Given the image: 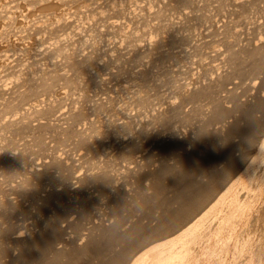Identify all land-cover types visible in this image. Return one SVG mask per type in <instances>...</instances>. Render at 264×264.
I'll return each instance as SVG.
<instances>
[{
  "label": "bare ground",
  "instance_id": "6f19581e",
  "mask_svg": "<svg viewBox=\"0 0 264 264\" xmlns=\"http://www.w3.org/2000/svg\"><path fill=\"white\" fill-rule=\"evenodd\" d=\"M66 1L67 0H0V46H2L3 41L6 43L7 40H9V41L11 40V42H12V40L15 39V37H14V36H16L15 33L19 34V32H21L20 29L23 30V28H24V27L23 28H21V27L24 25V23H25L24 20L26 18L23 19L24 17L20 18L19 16H18L19 17L18 18L16 14L12 15V13H13L12 9H13V11L16 8H18L17 10H20L19 7H24L25 11H26L28 9V6H31V7L33 6V10H30L31 9V7H30V9H28L29 13L27 12L28 15H31V17H33L34 14H35V12H33V15H32V11H36V10L42 11V12L45 11L48 14H50V13L53 14V17L46 18V16H45L44 17L45 20H44V18H43V20H44L46 25H50L52 27V28H50V27L49 28H50V30L53 29V33L54 34L58 33V32L55 33L54 29H58L60 27H71V24L69 22L70 20L68 21V20H65L63 18L66 13H65V11H64V9L62 7L64 6V4L66 6V3L69 2V1L68 2H66ZM70 1L73 2L74 0H70ZM77 1L78 0H76V3H77ZM83 1H86V0H83ZM95 1H97V0H95ZM105 1L107 2L108 0H104V2ZM118 1L119 0H117V2ZM145 1L147 3V0H145ZM154 1L151 0L150 2L151 3L153 2V4H154V3H156ZM161 1H163V0H161ZM168 1L169 2H175L176 5L173 4L172 7H174V6L176 7L177 4H180V5L183 4L184 6H188V8L194 6L193 5L194 2H192L193 0L192 1L191 0H168ZM213 1H215V0H213ZM217 1H219V0H217ZM113 2L116 3L115 1H112V3ZM128 2H129V0H128ZM201 2H203V1H201ZM211 2L208 3V4L210 5ZM219 2H218V4H219ZM257 2H258V4L261 3V2L259 3V0H230V3L228 2V6L231 5L232 8H233L232 9L230 7L232 9L231 10L232 15L235 14L237 16V18L235 19L236 20L235 23H236L237 27L245 28L248 24L251 23V19H250L251 12L249 10H252V11L257 10V12L258 11L262 12V10H261L262 8L257 6L258 5ZM100 3H102V2H100ZM123 3H125V2H123ZM69 4H70V2H69ZM92 4H94V1H93V3H91V6H93ZM109 4L107 3V6ZM135 4L133 6H135ZM159 4H160V2H159ZM200 4L202 6L204 5L202 3H200ZM205 4H207V3L205 2ZM208 4H207V6H208ZM73 5L71 7H73ZM82 5L83 4H80L81 7H79V5H78L77 7H79V8H77V7L75 8L74 7L73 9L74 10L75 9H77V10L79 9L80 10V8H82ZM98 5H100V4H98ZM116 5L117 4H115V7H116ZM168 5H165V6L167 7ZM220 5H219V7L222 8V6H220ZM224 5H226V4H224ZM224 5H223V8H224ZM91 6H89V7H91ZM154 6L156 7V5H154ZM157 6H159V5L157 4ZM169 6H168L167 10L165 9L166 7L164 9H165V12L171 14V12H172L171 9L172 8H170V10H168ZM204 6H206V5H204ZM215 6L217 7V5H215ZM71 7H70V9H71ZM84 7L82 9H84ZM103 7L105 8V6H103ZM113 7H114V5H113ZM178 7H180V6H178ZM178 7H176V8H178ZM196 7H198V6H196ZM208 7H206V8L208 9ZM210 7H212V5ZM213 7H214V5H213ZM219 7H218V9H219ZM92 8L97 9L95 6L92 7ZM92 8H91V10H92ZM123 8H124V10L126 9L125 6L122 7V9ZM136 8H137V11H138V8H140V7L138 6ZM203 8L205 9V7H203ZM87 9L90 10V8H87ZM99 9H101V7H99ZM105 9H107V8H105ZM108 9H109V6H108ZM118 9H121V7L118 8ZM140 9H142V8H140ZM157 9H159V8H157ZM181 9H182V7H181ZM189 9L191 10V8H189ZM196 9H199V8H196ZM207 9H205V10H207ZM215 9H211L210 8L211 11H214ZM225 9H226V7H225ZM225 9H224V11H225ZM81 10H80V12H81ZM89 10L87 11V13L91 11V10L90 11ZM161 10H163V9H161ZM178 10H180V9H178ZM263 10H264V8H263ZM72 11H69V12L72 13ZM83 11H85V10H83ZM95 11H97V10H95ZM112 11L115 12V10H112ZM156 11L159 12L158 10H156ZM183 11H185L184 8H183ZM183 11H182V13H183ZM191 11L189 13H191ZM194 11H193V14H194ZM198 11H196L197 14H198ZM207 11H209V10H207ZM207 11H204V12H207ZM219 11H221V10H219ZM248 11L250 12L249 15H248V13H249ZM45 12L41 13L40 16L43 15V14L46 15L47 13H45ZM75 12H76V10L74 11L73 14L76 16L78 13L75 14ZM80 12H79V14L83 13V12L82 13H80ZM91 12H90V14H91ZM103 12H104V9H103ZM116 12H118V11H116ZM131 12H133V11H131ZM142 12H143V9H142ZM95 13H99V12L97 11ZM95 13H94V11L92 12V14H94V15H95ZM110 13H111V11H110ZM153 13H155V10H154ZM167 13H165V14H167ZM177 13H178V15H176V16H179V13H181V12L178 11ZM182 13L180 15H182ZM202 13H203V10H202ZM202 13H201V15H202ZM100 14H99V16H100ZM119 14H120V10H119ZM122 14H124V12H122ZM186 14L188 15L187 18L188 17L190 18V17L195 15L194 14V15L190 16L188 13H186ZM199 14H200V11H199ZM199 14H198V16L200 17L201 15H199ZM205 14H207V13H205ZM205 14L203 13L204 18H205ZM214 14H215V12H214ZM216 14H218V11H217ZM255 14H256V12H254V15ZM10 15H12V17ZM68 15H70V13H68ZM113 15H115V14L112 13V16ZM150 15L153 16L152 14H150ZM150 15H148V16H150ZM155 15H156V13H155ZM157 15H160V14L157 13ZM172 15H173V12H172ZM210 15H208V16H210ZM224 15H226V13ZM22 16H23V14H22ZM40 16H39V19H40ZM49 16H51V15H49ZM101 16H100V18H101ZM141 16H145V15H141ZM141 16H139V17H141ZM146 16H147V14H146ZM162 16H163L162 18H164V14H162ZM198 16L196 17V20H197ZM255 16H254V19H255ZM25 17H26V15H25ZM68 17L70 18V16H68ZM77 17L78 16H76L75 18H77ZM82 17L84 18L85 15L82 16ZM132 17H134V16L132 15ZM147 17H146V19H147ZM210 17H212V16H210ZM221 17H223V16H221ZM258 17H260V16H258ZM65 18H67V17L65 16ZM71 18H74V17H71ZM75 18L73 19V21L76 20ZM112 18H110V19H112ZM125 18H128V17H125ZM214 18L216 19V17H214ZM214 18H213V20H214ZM225 18H227V17H225ZM261 18H264V13H263V15L261 14ZM30 19H32V18H30ZM33 19H34V17H33ZM87 19H89V18H87ZM102 19H104V17ZM123 19L121 21H123ZM129 19L130 18H128V22H130ZM146 19L143 17V19H140L139 21L142 20V22H143ZM156 19H155V21H156ZM159 19H160V17L157 19V21ZM176 19H177V17H176ZM198 19H200V18H198ZM208 19H210V18H208ZM229 19L232 20L231 15H230ZM36 20L37 19H34V21H36ZM40 20L39 21L37 20L36 23H33V24L31 23V24H32V26H34L37 29V31L38 30L41 31V32L38 31L39 33H42V30H44L46 28H45V26H44V29L42 28L43 25H42L41 22H43V21H40ZM98 20L99 19L97 17V20H96L97 22L95 20H93V21L98 24ZM109 20L107 21L108 23H109ZM134 20H135V17H134ZM147 20H146V22H147ZM202 20L205 21V19H202ZM217 20H219V19H217ZM103 21H104V23H106L105 20H102V22ZM148 21H150V20H148ZM177 21H176V23H178ZM186 21H188V20H186ZM200 21H201V19H200ZM204 21H203V24H205ZM258 21L259 22L256 21L255 23H252L253 28H254L255 31L256 30H261L264 33V19H263V21H260V19ZM75 22H76L75 24H77V22H79V21L77 20ZM80 22H81V20H80ZM137 22H138V20H137ZM150 22H153V21H150ZM164 22H167V21H164ZM164 22H162L164 25H166V26L169 25V24L167 25V23H164ZM190 22H193V21H190ZM190 22H189V24H190ZM208 22L209 21H207V23ZM214 22H215V20H214ZM232 22H233V20H232ZM55 23H56V25L54 26ZM93 23H92V25H93ZM121 23L122 22H118L116 20L115 21H110V25L112 27H115V28H119V27L121 28L122 25L124 26V24H126L124 22H123L124 24H121ZM144 23H145V21L143 23H141V24L144 25ZM154 23H156V22H154ZM173 23H170V24L173 26L174 25ZM176 23H175V25H177ZM196 23H199V22L196 21ZM221 23H222V20H221ZM223 23H225V22L223 21ZM230 23L227 22V23H225L226 25L224 26V27L228 28V29H226V28L224 29V30H226L225 32L228 33V35H227V33H226V35L229 36V38H231V39H225L224 38L225 40H224V43H222V44H224L223 48L225 47V50L224 49L223 50H221V49L220 50H217V49L214 50L213 51V56L211 57L212 59L210 58L211 61L215 62L216 61V59H214L215 57H217L219 55H221V56L223 55L224 56V58H223L224 62H222V63L224 64V63L227 62V65L229 66V68H230L229 70L230 71L227 68V70L224 71L225 73L217 74L218 73L217 72V67L215 65H213L211 62H209L206 65L202 64V67H203L204 70L200 69V68L199 69H200V72L202 70L204 72L202 74H200L201 76L198 77V79L196 78L197 76H194L195 78H193V79H196V83H197L196 85L197 86L195 87L193 85L195 88L192 86V88H194V89H192V91H190L189 93H186L187 91L184 92V90L182 88V84L183 85L186 84L185 80H184L185 81L184 83L181 81L182 83L180 82L181 83V84L179 83L180 85H175L174 87H172L170 85L173 88L175 94L178 96L179 101L173 100L172 97L171 96L169 97L168 95H167L168 97L167 96L166 97H163V96L153 97L150 94L149 91L153 92V90L151 88H155V91H156V89H159L158 85L160 84L161 80L159 78L160 82L158 81V79H157V82H156V78L155 77H158V76H162L163 77V74L169 73V70L167 71V70H162L161 69L162 70L161 74L159 73L160 75L159 74L157 75V72H156L157 69H155L156 67H154V69L156 70L155 71L156 74H155L152 71L153 69L151 68L152 69L151 70L149 68L148 64L144 65L143 63H141L142 61L140 59L146 58L145 54H144L145 57L144 56H143V58L139 57L140 53L143 52V50L141 51L142 48H145L146 51L148 50L149 52L152 49H154V50L158 49L159 50V45H161V43L163 42L162 40H161V43L159 44V41L157 39L152 40L151 37H150V39H148L149 36L146 37L147 35H145V34L144 35L138 34L136 36V33H138V31L135 33V36L133 35L134 38H130L131 37L130 36V32H129L130 30L126 34L123 31L124 37L126 36L129 39L130 43H131V41L133 39H134L133 41H135V39H136L135 37H138L139 35L141 36V38L143 36H145V38L143 37L145 40H143V38H142L143 46H142V44L139 45L140 44V41H139V43H137V44L134 43V44L130 45V48H131V46H133L131 50H129V47H128V45H129L128 44L129 43L128 39L126 40V38H125V42L127 41L125 44H128V45H123L122 44V46L123 47L127 46L128 50L130 52H132L131 55H130V58L126 57V58H128L127 59L128 65H130L129 62L132 63L130 65L131 69H129V66L127 65L128 66V70L123 69V66L121 65V64L124 65L123 61L125 59L121 62V64L120 63L116 64L117 63L116 62V58L118 56L117 57H113V56L110 57L109 56V58L105 62H103V60H102L103 64H99V66L96 65L97 67H95L94 72L91 71L92 69L91 70L89 69L90 70L89 71L88 68H90L93 64H96L95 63L96 59L95 60L93 59V58L96 57V54H94L95 57H93L94 56L93 54H92L93 56H89L88 55V53L90 52L89 51L87 53V56L83 57V59L74 55L77 52L76 49H78V48L80 49V47H78V46L83 47L82 48L83 50H86L87 48L89 50V48H91L90 45H89V47H85V49H84V46H86V45H84V41H82L80 43L81 45L78 44V46H76V49L74 48L73 57L71 55H70L71 57H69L70 53L67 54V53H65V52L63 53L61 51V53L64 54L63 57L65 59L67 58L66 59L67 62H65V63H67L72 68V70L74 71L75 75L78 74V73L81 74V72L84 74L85 71H87V70L89 71L88 74L86 73L87 79H86V84H84V85L87 86V84H89V83H94L96 86L99 87V89L101 88V90H98L99 92L102 91V90H106L107 91L108 88L111 89L110 88L111 86L108 87V84L110 83V81L112 79H113V81H116L114 79L117 78V80L120 81V82L117 81V86H120L118 83H122L121 80L123 81L125 76H124V78L122 77L121 80L119 78H120L122 72H123L122 75L125 74L124 71L126 70L128 81H130L131 84L129 82L128 83L129 86L128 85L127 86H125V85L123 86L122 85L123 86L122 94L124 93V91H125V93L126 92H130L131 93V96L129 94L128 95L130 96L129 98L131 99V101L135 105L134 108H136L137 106L141 105L138 108L140 109L142 107V109H143V110H140V111H139V109H137L140 113H144L145 110L147 112H149L148 110H150V112L147 114V116L149 117V118H146L147 120H142L143 118L142 119L140 118L138 120L140 122H139V129H137V130L133 129V127H135V126H133L132 121H129V120L124 121L123 120L124 122L119 123V122H121L120 120L123 119L124 115L120 119L121 116H120L119 112H117L116 109H114V106H112V104L115 103V100L118 101V99H117L118 96L116 98L115 95L113 97L112 95L108 94V97H107V94H106V97L108 99V100H106L104 98L105 94H103L102 97L106 101L111 102L109 107L106 106L108 104L105 103V102H104V104L102 102H98L97 104L94 103L96 105H95V107H92V108H96L97 110L99 108H101V110H103L102 108H104V106H106V107H108L107 108L108 112L109 111L112 112L111 114H114L116 112L119 114V116H118L119 117V121L118 122H115L114 119L104 121L105 120L104 118H103L104 120L102 118H100V119H102L104 121L103 124L101 123L102 125L100 124L101 127H99L98 125H97L98 127L95 126L97 124V123H95L96 119H94V120H92V119L89 120L88 119V113L90 115V113H94V112H89V110L92 111V108L90 107V105L88 107H90L91 109L88 110V108H87V112L88 113L85 110H83V108H84L83 105H86V103L84 104V102L82 100L81 101L83 102V105H81V104L80 105L83 108L78 104V107L80 106V108H82V109H80V108L77 109V107H76V109L75 108H68L70 106L67 103L68 107H66V109L67 108L68 109L67 110H62V106H63L62 105V101L64 102L65 98H67V99L69 98L68 97V91L70 89L72 91V93H71L72 96L73 95L77 96L78 95L77 93H81L82 92V88H81L82 86H81L80 87L81 88V92H77L79 90H76L75 92H76L77 95L75 94L73 89L77 88L78 86H80L79 80H78V82H76L74 80L75 78L78 79L77 77H75L74 79H72V78L69 79V76H68L69 72H67V74L65 73L67 71L66 69H65L66 71L64 70L65 74H63V72L61 74V73L57 72L58 69H56L57 67L55 66V70L56 71L52 70L51 71L52 73H50L49 76L47 75L48 78H46L45 74H49V73H47V71H45V69L48 70L52 66L48 64L49 65L48 67L51 66L48 69H47V66H46L45 69L43 67H39V68L37 67L38 68L37 72H39L37 75H39V76L36 78L35 77L36 75L34 74L35 75L34 76L32 74V71L31 72H29V71L26 72V70H25L26 68L25 69L21 68V70H19L18 69L19 67L18 68L15 67V68H17L16 70H19L17 72L24 73V76H23L22 80L11 82V86L8 88L7 86L10 83H8L6 81L8 79H6V80L3 79V77H5L6 75H5V73H3L4 72V68H2L3 71H1V68H0V71L5 75V76H3L2 73H1L2 75H0V96L1 97L3 96V98H2L3 102L1 101L2 103H0V105L3 106V108L5 110H8V112H13V110H14V112H16L18 110V107H19V109H20V107H22L23 110H24V112L22 111L23 112L22 113L23 116L20 118V120H16L17 119V117H16L17 115L16 116L14 115L16 117V119L12 118L13 117L12 114H8V115L12 116L10 118L5 117L4 115L6 113H3L4 111L3 112L1 111L2 114H0V176H3L5 178V180H7V181L10 180V181L13 182V183H9L11 185H8V184L7 185L10 186V191H11L9 196L11 197V194L15 195V197L12 196L13 199L10 198V197H6L7 196L6 195V191L7 190L5 188V190H6L5 191V195L6 196L2 197V198L0 197V264H191L196 259V249H195L196 246L199 245L200 243H202V245H204V244L208 245V243L210 242L209 238L211 239V234H210L209 231L211 229H216V228L220 227V224H222L224 222V220L221 221V219L226 214V211H228L230 208H235V209H244L245 208V204L247 202V199L250 196V193L252 191H255V182L257 181L256 177H258L259 174L264 172V135L261 136V140L259 141L258 138H260V137H258L259 136V134H258L259 132L257 133V130H258V128H260L261 119L257 118L255 116V114H257L255 112L256 111H260L261 113H263V117H264V93H261V90H264V89L259 90L258 88H260V87H258V84L256 86V83L251 81V79L255 78V77H252V78H249V76L245 77L247 80H248V78L250 79L249 83L245 81L246 84H247V85H245V87H246L245 89L248 91V93H250L252 91L250 93V97L251 98L250 99L249 98L248 99L245 98V99L241 100V98H242L241 96L242 95L240 94V92H239V94L241 95V96L239 95L240 98L238 97V94H236V93H238V92H236V90L239 89V88H237L235 90V88L234 89H233V87L232 88H227L228 86H225V85L233 84L234 82H233V78L232 77H234L235 75H240L241 76V75H244L245 73L250 74V72H251V74H252V72L253 73L256 72V74H259V71H261V72L263 71V69H264V41L262 40L259 43H252L251 42L252 39L250 41L248 39L249 43L246 40V43H248V44H246L239 38L245 45L244 44H242V45L238 44L237 43L238 42L237 36H239L240 33H242V32L240 31V33H239V29L237 30L233 26L235 24L234 22H233L234 24L232 23V25H231L233 29H231L230 26H228ZM129 24H131V23H129ZM138 24H137V26L141 25V24H139V25ZM156 24H155V26H156ZM178 24H180V23H178ZM184 24H183V26H184ZM189 24H186V25H189ZM194 24L191 23V27ZM200 24L201 23H199L197 26H199ZM217 24L218 23H215L214 25H217ZM79 25H78V28L81 27L82 24L80 26ZM90 25L91 24L89 23V27H90ZM99 25H100V23H99ZM101 25L103 27L102 23H101ZM134 25H136V24L134 23ZM134 25H132V27ZM164 25H163V27H164ZM171 25H170V27H171L170 30L173 29ZM25 26H26V23H25ZM93 26H96V25L94 24ZM106 26H107V24H106ZM152 26H154V25H152ZM155 26L153 28H155ZM197 26L195 28H197V29L200 28V27H197ZM206 26H208V24ZM210 26L211 25H209L208 27H210ZM28 27H29V25H28ZM34 27H33V29H35ZM82 27L84 28V26H82ZM143 27H145V26H143ZM143 27H142V29H143ZM148 27L149 26H147V28ZM181 27H182V24H181ZM91 28L92 29H90L91 30L90 32H93V27H91ZM94 28L96 29V27H94ZM104 28H110V27L109 26L108 27L104 26ZM139 28H141V27H139ZM247 28H245V29L247 30ZM13 29H15V30L13 31ZM28 29L30 30V28H28ZM28 29H26V31H29ZM73 29L75 30V28H73ZM73 29H72V31H73ZM126 29H127V25H126L125 30ZM134 29H135V27H134ZM160 29H162V26H161ZM220 29H222V28H220ZM220 29H218V30L220 31ZM249 29L253 30L252 27H250ZM46 30H48V27H47ZM50 30H48V32L47 31L46 32L49 33ZM63 30H61V31L64 33L66 30L65 31H63ZM155 30H156V28H155ZM176 30H177V28H176ZM189 30H190V28H189ZM32 31H34V30H32ZM61 31H60V35L62 33ZM147 31L148 30H145V32H147ZM190 31L187 30V32H190ZM22 32H21V34H22ZM30 32L31 31H29V33ZM73 32H77V31L75 30ZM80 32L81 31L79 30V32H77V33H80ZM114 32H113V35L118 34V33H116L118 31H116L115 34H114ZM120 32H122V31H120ZM120 32H119V34L122 35L123 33H120ZM145 32H143V33H145ZM161 32L162 31H160V35H161ZM164 32H165V30H164ZM174 32H177V31H174ZM214 32H216V31H214ZM24 33H26V32H24ZM43 33H42V36H43ZM150 33H151V31H150ZM153 33H154V31H153ZM165 33H167V32H165ZM191 33H192V31H191ZM211 33H213V32L211 31L210 34ZM216 33H219V32H216ZM238 33H239V35H238ZM248 33H249V31H248ZM253 33L255 35V33H258V32H253ZM31 34L33 36L32 32H31ZM68 34H70V32ZM80 34L82 35V32ZM164 34H162V35H164ZM180 34H181V32L178 33L177 36H174V33H173L172 37H170L171 35L169 34L170 35L169 36L170 37L169 41L171 43L167 42L168 39L166 37H163L164 39L165 38L167 39L165 41V43L167 42L168 45L169 44L171 45V44H174L175 41H178V45L179 44L181 45V42L183 43V41H181V40H186V39L188 40V38H187L188 36L184 35V36L179 37L178 35H180ZM194 34H195V32H194ZM200 34H202V33H200ZM208 34H206V36ZM34 35H35V33H34ZM39 35H41V34H39ZM60 35H58L57 37L60 38ZM131 35H132V31H131ZM148 35H150V34H148ZM153 35L155 36V34H153ZM217 35L215 37H217ZM257 35L258 34H256V36H255L256 38L253 36V38H255V40L258 38ZM23 36H24V39H25L26 38L25 34ZM50 36L51 35H49V37ZM74 36L78 37V35H74ZM74 36H73V38H74ZM84 36L86 37V34ZM84 36L82 35L83 40H84ZM112 36H109V37L113 39L114 36L113 37ZM156 36H157V34H156ZM192 36H193V34H192ZM208 36H210V35H208ZM218 36L221 37V34L218 35ZM242 36H243V34L241 35V38H242ZM263 36H264V34H263ZM13 37H14V39H13ZM18 37H17V39H18ZM20 37L22 39V36H20ZM49 37L47 36V38L50 40ZM57 37H56V39H57ZM63 37H64V34H63ZM79 37H80V35H79ZM82 37L79 38V39H82ZM121 37L122 36H120L119 38H121ZM215 37L211 36L212 39L213 38L215 39ZM35 38H37V36L34 37L33 39H35ZM78 38H75V39H78ZM94 38L96 40L98 39L96 37H94ZM103 38H105V37H103ZM110 38H108V39H110ZM141 38H140V40H141ZM199 38H201V37H199ZM202 38H204V37H202ZM221 38H223V37H221ZM31 39H30V43H31ZM33 39H32V41H33ZM38 39H40V38H38ZM44 39H45V35H44ZM53 39H55V38H53ZM79 39H78V41H79ZM108 39H106V40H108ZM138 39H139V37H138ZM159 39H161V37ZM194 39H195V37H194ZM212 39H210V40H212ZM220 39H219V41H222ZM35 40L37 41V39H35ZM62 40H63V38L61 39V41ZM92 40L94 41V39H92ZM121 40H122V38H121ZM197 40H198V37H197ZM207 40H208V38H207ZM215 40L218 41L217 39H215ZM215 40H214V42H216ZM240 40H239V42H240ZM18 41H19V39H18ZM18 41H15V42H18ZM21 41L23 42V40H21ZM42 41H43V38H42ZM61 41H60V47H62L63 44H64V42H63V44L61 46V43H62ZM109 41H111V39ZM219 41H218V44L222 45ZM22 42H20L18 44H21ZM72 42H76V41L72 40ZM100 42H101V39H100ZM114 42H115V39H114ZM136 42H138V41L136 40ZM187 42L189 44V40ZM193 42H194V40H193ZM199 42H200L201 45H199V44L198 45L202 46V44H203V43H201L202 41H198V43ZM30 43H29V45H30ZM32 43H34V42H32ZM48 43H50V42H48ZM76 43H78V42H76ZM82 43H83L84 46L82 45ZM88 43H85V44H88ZM90 43H91V40H90ZM93 43L94 42H92L91 44H93ZM98 43L99 42L97 40V43H95V44L97 45ZM112 43H113V40H112ZM192 43L189 46H191V47L195 46L194 44H196V43L194 42L193 45H192ZM6 44H8V43H6ZM23 44L27 45V42L23 43ZM38 44H39V42H38ZM38 44L37 45L35 44V45L38 46ZM44 44H45V40L43 42V45ZM65 44L68 45V43H65ZM118 44H119V42H118ZM213 44L214 43H212V45ZM69 45H72V44H69ZM100 45H102V44H100ZM164 45L165 44H163L161 46L163 47ZM176 45L177 44H174L173 46L172 45L171 46L175 48ZM182 45L179 46V48H176V49H180V47L183 48ZM186 45L187 44H185V47H184L185 49H186ZM198 45H196V47ZM3 46H5V45H3ZM24 46L23 47H19V48L20 49L23 48L24 50H29L30 49V47L25 46L26 48L27 47L29 48V49L28 48L26 49ZM58 46L55 45V46L45 47L43 50L37 51L38 53H37L36 56H38V57L40 56L39 60H42L44 58L46 59V58H49L51 56L55 57L56 53H58V51L61 50V48H59ZM74 46H75V44H74ZM74 46H72V47H74ZM99 46L98 47L94 46L93 48L97 47V49H98V48H100ZM166 46H167V44L165 45V47ZM7 47H1L2 48V53H4V51H5V50L3 51V48H5L8 51ZM9 47H10V45H9ZM11 47L12 48L13 47L16 48L15 45L11 46ZM66 47H64V48H66ZM68 47H70V46H68ZM162 47H160V48H162ZM172 47H170V48H172ZM12 48L9 51L13 52ZM17 48H18V46H17ZM103 48H105V47H103ZM103 48L101 47L100 50H102ZM119 48H121V47L119 46ZM184 48H183V51H184ZM20 49H17V50L20 51ZM106 49H107V47L105 49H103V52H104V50L106 51ZM164 49L165 48L163 47V50ZM166 49H169V48H166ZM201 49H203L202 51L206 50V49L204 50V47L203 48L201 47ZM24 50H23V52H24ZM110 50H112V49H110ZM110 50H108V51H110ZM117 50H119V49H117ZM192 50H190V52ZM21 51H22V49H21ZM67 51H68V48H67ZM70 51H71V49H70ZM72 51H73V48H72ZM120 51H122V50H120ZM148 51H147V53H148ZM162 51L157 52L155 54V56H153L154 59L157 60V62H159L158 60H160V61L161 60H167L168 61L169 58L168 59H166V58L169 57V56H170V58H173V60L176 59V56H174L175 59H174V57L171 56V54L174 53V50H173L172 53L171 52L170 53L167 52V50H166V52H164V51L162 52ZM178 51L176 50L175 54H177ZM181 51L178 52L179 57H180V53L181 54L183 53ZM200 51L201 50L199 49V52ZM11 52H10L9 56L11 57V59H13V57H12L13 54L11 55ZM16 52L17 51L15 50L14 54ZM26 52L27 51H25V53ZM125 52L126 51H124V53ZM130 52H129V54H130ZM186 52H189V51H186ZM6 53H9V52H6ZM82 53L83 52H81L80 54H82ZM99 53H101V52H99ZM106 53L104 52L103 54H106ZM143 53H141V54H143ZM152 53H153V51H152ZM152 53L151 54L149 53L150 56L154 55V53L153 54ZM31 54H32V52H31ZM59 54H60V52H59ZM89 54H91V52ZM189 54L191 56H193L192 54H195V53H189ZM204 54H201V55L206 56L205 52H204ZM4 55L1 56V54H0L1 59H2V57L4 58ZM17 55H18V53H17ZM26 55L28 56V54H26ZM76 55H77V53H76ZM119 55H120V53H119ZM124 55L127 56L126 54H124ZM124 55H122V52H121V57L123 56L122 58H124ZM19 56H20V59H23V58H21L22 55H18V58H19ZM60 56H61V54H60ZM60 56L58 55V58ZM82 56H85V55H82ZM148 56H147V58H148ZM187 56H188V54H187ZM198 56H199V54H198ZM203 56H200V57L203 58ZM34 57L35 56H33V58ZM100 57H103L102 54L100 55ZM182 57H184V55H182ZM182 57H180V59ZM189 57L190 56H188L187 58H189ZM193 57H195V55ZM208 57H209V55H208ZM26 58L24 59V61L22 60L23 63L26 61ZM30 58H31V56L29 57V59ZM61 58H62V56H61ZM150 58H149V60H150ZM177 58H178V56H177ZM202 58H201V61L205 59V58H203V59ZM99 59H102V58H99ZM99 59L97 57V60H99ZM154 59L152 60V62L155 61ZM184 59L185 58H183V60ZM191 59H192V57H191ZM206 59H208V58H206ZM219 59H220V56H219ZM219 59H217V60H219ZM30 60H29V62H30ZM35 60H37V59H35ZM39 60H37V61H39ZM97 60H96V62H98ZM169 60L171 61L172 59H169ZM188 60H190V59H188ZM146 61H144V62H146ZM186 61L187 60L183 61L182 63H185ZM192 61L195 62L193 59H192ZM219 61L221 62L222 60H219ZM6 62H8V61L5 60V63ZM56 62H57V59H56L55 63ZM100 62H101V60H100ZM125 62H126V60H125ZM161 62H163V61H161ZM202 62H204V61H202ZM246 62L249 64L248 65V67H249L248 69L249 70L246 69V66L244 65V63L246 64ZM15 63H16V66H18L19 61L17 63L16 60H15ZM59 63H60V61L58 62V64ZM168 63L170 64L169 61H168ZM178 63H179V59H178ZM205 63H206V61H205ZM42 64L43 63L41 62V65ZM56 64H54V65H56ZM138 64L140 66H142V67L141 68H137V66L139 67ZM179 64H181V63H179ZM191 64H192V62H191ZM9 65H11V64H9ZM61 65L62 64L60 63V66L59 65H57V66H59L61 68ZM29 66H31V65L29 64ZM65 66H67V65H65ZM152 66H154V65H152ZM192 66H194V65H192ZM218 66H219V64H218ZM2 67H4V66H2ZM5 67H7L9 69L10 66H8L6 64ZM27 67H28V65H27ZM186 67H189V65H186ZM7 68H5V69L7 70ZM15 68H14V70H15ZM60 68H59V70H60ZM67 68L69 70H71L68 66H67ZM112 68H115V69H112ZM189 68H188V70H189ZM221 68H222V66H221ZM221 68H220V70H223V68L222 69ZM28 69L29 68H27V70ZM52 69H54V66L52 67ZM61 69L63 70V67ZM33 70H35V69H33ZM104 70H106V72ZM102 71H103V73H101ZM196 71H197V69H196ZM15 72L16 71H14V73ZM261 72H260V74H261ZM35 73H36V71H35ZM169 74H171V72ZM175 74H176V72L174 70V74L173 75H175ZM168 75H166L167 80L164 81V79H162L164 81V83L162 82L163 84H167L165 82H171L173 84V82L176 81V79H173V77L175 78V76L172 75L173 77L169 78ZM177 75H176V78L178 79V77L181 76V75L180 74H179V76H177ZM263 75H264V73H263ZM70 76H72V75H70ZM83 76L80 77V78L82 79ZM246 76H247V74H246ZM180 78L181 77H179V80H180ZM188 78L189 77H187V79ZM234 78H236V76ZM241 78L243 79V77H241ZM256 78H257V75H256ZM258 78H259V76H258ZM62 79L65 80V83H63V84L61 83L63 81ZM193 79H191V81ZM246 79H244V80H246ZM263 79H264V77H263ZM263 79H261L262 81L260 80L261 81L260 83L263 82ZM125 80H127V79H125ZM59 81H60L61 84L59 83ZM87 81H88V83H87ZM188 81H190V80L188 79ZM234 81H235V79H234ZM158 82H159V84H158ZM241 83H242V81H241ZM244 83H243V85H244ZM258 83H259V81H258ZM110 84H112V83H110ZM124 84H126V83H124ZM176 84H177V82H176ZM191 84L188 83V86H190ZM24 85L26 86L25 89L20 90V89L24 88V87H21V86H24ZM261 85L263 86V84H261ZM261 85H259V86H261ZM90 86H92V84ZM114 86H116V85H114ZM168 86H169V84L167 85V87ZM170 86H169L168 89H171ZM224 86L227 88V92H225V94L227 93V97L228 98L227 97L226 98L228 100L232 99L235 102L234 106H232V107L225 105V102H224L225 100L223 99V97H221L222 93H221L220 96L218 95V93H220L222 91V90L220 91L219 89H222ZM241 86H242V84H241ZM93 87H94V85H93ZM98 87H95V88L98 89ZM106 87H108V88H106ZM156 87H158V88H156ZM256 87H258V88L256 89ZM87 88L89 89V87H87ZM112 88H113V86H112ZM118 88H120V87H118ZM165 88L163 87V89H165ZM122 89L120 88V93H121ZM168 89L167 90L165 89L166 92L168 91ZM83 90H84V88H83ZM115 90H116V87L114 89V92H116ZM165 90H163V91L165 92ZM234 90H235V92H234ZM94 91H97V90L94 89ZM163 91H161V93ZM223 91H224V89H223ZM73 92H74V94H73ZM84 92H85V95H86V90H84ZM90 92L91 91H89V94H87V95H90ZM99 92L98 93L94 92V95L96 97L98 96L96 94H101L102 95V93L101 92L99 93ZM109 92L110 91H108V93ZM111 92H113V91H111ZM118 92H119V90H118ZM244 92H246V91L244 90ZM52 93H54L56 95V98L58 99V100L56 99L57 100L56 103L54 102L57 105L52 104V102L54 100L51 101L52 100L51 99L50 100L51 102L50 103L46 102L47 105L45 104V106L43 108L39 107V103L41 104L42 101H43V99H42L41 102H40L41 98L38 99L39 96H41V97H43L42 95H47L48 96V94L50 96ZM103 93H107V92H103ZM6 94H7V96L9 94L10 98H9V100L4 101V100H6L4 98V95H6ZM116 94H117V92H116ZM175 94L173 93V95H175ZM117 95H119V94H117ZM125 95L128 96L127 94H125ZM7 96H5V97L7 98ZM72 96H70V98H72L71 101L73 99L75 101L76 98H73ZM126 96L124 98H126ZM33 97H34V99H32ZM99 97L100 96L97 97L98 100H99ZM30 98L32 100H34V101L37 100V99L39 100V103L37 101V104H38V107L40 109H38L37 104H34V103H28L27 107H25L26 104H27L26 102H29V101L32 102ZM50 98H51V96H50ZM93 98H95V97L93 96ZM79 99H81V95H80ZM79 99H78V102L80 103L81 101H79ZM86 99H87L86 100L87 103L89 102L91 104V102L89 100H92V99H90V98L89 99L86 98ZM104 99H102V100L105 101ZM120 99H121V97H120ZM122 99H123V97H122ZM14 100L16 101V103L12 104L14 102ZM200 100L201 101L203 100V102H204V100L207 101L208 105L211 107V110L207 111V113L210 112V114L208 113L209 114L208 117H206L207 119L209 118V120L208 121L206 120L207 122L206 121H202V123L200 122L201 124L198 127V132H197L195 137L191 136V138H188L189 135H187L188 137H185V139L178 138V136H175L176 135L175 133L179 132V131H177V128L175 129L176 132L173 133L171 131L173 134L171 135V137H169L167 139L165 138L166 137L165 135H164L165 137H162V136L160 137L158 134H156L155 133L156 130L155 131L153 130L154 134H151L150 133L151 131L148 132L149 127L147 128V125L150 122H153V121H154L153 123L155 125H158L156 122H161L162 125H160V123H159L158 126H163V127L165 126L164 128L168 129V131H169V129L172 130V128H170V127L168 128L167 125L170 126L173 123H175V122L178 123L180 121H184V122L185 121H189L188 118H190L189 116H191L190 113L192 111L190 113H188V112L185 113L184 112L185 111V109H184L185 107H184L183 104L186 101H188V102L189 101H197V102L199 101L200 102ZM228 100H226V101H228ZM76 101H77V99H76ZM44 102L45 101H43V103ZM132 102H131V104H132ZM188 102H186V103L188 105L189 104L191 105V102H189V103ZM199 102H198V104H199ZM203 102H201V103H203ZM118 103L123 104L124 100L123 101H119ZM135 103L136 104L138 103V105L136 106ZM226 103H228V102H226ZM71 104H72V102H71ZM187 104H185V106H188ZM204 104H203V106H204ZM64 105H65V103H64ZM73 105H74V103H73ZM73 105H72V107H73ZM123 105H125V104H123ZM126 105H129V104L127 103ZM159 105H160V108L158 107ZM182 105L184 107L183 108L184 111H182ZM196 105H197V103H196ZM91 106H94V105L92 104ZM115 107H118V105H116ZM189 107H191V106H189ZM193 107H191V109ZM16 108H17V110H16ZM126 108H127V106H126ZM129 108L130 107H128L127 109H129ZM118 109H119V107H118ZM188 109H190V108H188ZM202 109H205V112H206V108H202ZM202 109H201V106H199V105L196 106L195 109L193 108V110H194L193 114H194V116L196 118H197L198 115L199 116L201 115ZM21 110L22 109H20V111ZM95 110H93V111H95ZM123 110H124V107H123ZM96 111H95V113H96ZM119 111H121V113L122 112L124 113V111H122L121 109ZM126 112H127V110H126ZM235 112L239 114V115L238 114L237 115L242 120H244V121H242V123L243 122H245V123H244V125H242V124L237 123L236 120L233 123H232V121L229 124L226 123L228 126H227V129L225 130L224 134L227 133L226 136H228L229 133L231 134V131L239 132L241 134V136H242V142L237 140L238 144L236 143V141L234 143V141H233L235 139L234 136H233L234 139L232 140L233 143L228 145V143L226 142L227 143L226 147H224L221 152L219 151L220 152L219 155H221V157L227 159V163H226L225 166H223V167L220 166L221 168H219V167H217L215 165L216 161H213L212 147H215V142L210 140L212 138V137H210L211 133L210 132L209 133L206 132L207 128H208L207 126L210 125V124L209 125H207V124L210 123L209 121H213V124H217L214 121L215 120L217 121L218 119H220V120L222 119L221 121L224 123V122H226L225 121L226 120L225 119L226 116L228 114H230V113H235ZM17 113H18V111H17ZM95 113H94V115H96ZM207 113H206V115H207ZM31 114H32L33 118H35V122L37 121L36 124L33 123L34 121L32 122L33 124L31 123V121L33 119L32 117H30V118H32L30 120H27V119L25 121L23 120L24 118H28L29 119V116ZM38 114L44 115V116L45 115L46 116H48V115L49 116H54V118H56V119L48 117L49 119L51 118V120L54 119L53 120L54 121V125L52 124L53 121L51 122V120H50L51 123L49 122V119H48V121L47 120L40 121L39 117H37ZM103 114H100V112H99L100 116H102ZM136 114H134V116ZM105 115H106V113H105ZM114 115H116V114H114ZM20 116H21V114H20ZM116 116H115V118H116ZM128 116H130V115H128ZM128 116H126L127 119L129 118ZM144 116H145V114H144ZM95 117H97V116H95ZM106 117H107V115H106ZM126 117H124V118H126ZM138 117H140L139 114H138ZM222 117H224L225 120ZM231 117L233 118V116H231ZM41 118H42V116H41ZM109 118H111V117H109ZM133 118H131V119H133ZM42 119L44 120V118H42ZM45 119H47V117ZM85 119L89 120V121L87 120L88 121L87 122V126L84 128L83 127L84 125H83L82 126L83 128H77V125L79 124V122L81 123V121L85 120ZM190 119L191 120L189 121V123L192 122V124H193L192 117ZM227 119H229V118H227ZM233 119H235V118H233ZM55 120H57V122L60 121L59 122L60 124H61V122H62V124L64 122L66 124V126L63 127V128L61 127V129H59L58 127H60V125L57 126L56 125L57 122L55 123ZM116 120H118V119H116ZM199 121H201V119ZM221 121L219 122V124L220 123L223 124ZM184 122H182V123H184ZM82 123H83V121H82ZM182 123H181V125H182ZM262 123L264 124V122H262ZM175 125H176V127L178 126L176 123H175ZM188 125L189 124L187 123L186 126L182 125L181 127L184 126V128H186ZM173 126H174V124L172 125V127ZM189 126L191 127V125H189ZM54 127L58 128V129H56L57 132H55V128ZM153 127L157 128V126H154V125H153ZM212 127H214V126L212 125ZM221 127H222V125H221ZM150 128H152V127H150ZM219 128H216L214 130L212 128V131H211V128L209 127L210 131L214 133V134L212 133V136L213 135L217 136V133L218 134L220 133L221 136H222V133L224 132V129L223 128L219 129ZM6 129H7V131H8V129H10L11 132H15V131H18V132L20 131L21 132L22 131L24 133H30L32 135V138L30 137V139H29V135L27 136L29 141L25 142L24 147L21 146L22 145L21 144L22 141H19V142H21L20 143L21 145H18V146L19 147L20 146L23 147V149L22 148H21V150L18 149L17 148L18 146L16 145L17 147H15V148H17V150L20 151V152L19 153L18 152L17 153L13 152L14 148L11 147L12 146L11 144H13V143L16 144L17 142H13L12 141L13 139L10 140L12 136L9 137L10 135L8 136V135H6L7 133H4V131ZM50 129L51 130L54 129V132H55L54 134H52L50 136L51 138H49V139H52V141L53 140L60 141L61 142L60 144H62L63 141H64L63 144H65V141H72L76 146H80V147L84 148V150L89 151L87 153H82L81 156L79 155L80 152H76V154L78 153L77 155H79L78 157H81V158H77V156L75 155L76 158L78 160L82 159V162L78 161V162L81 163V165L80 164L79 165L75 164L74 163V161H75L74 159H72L74 161H70V158L71 157L73 158V153H75V152H73L72 156L69 158V160H67L68 159L67 156H70L71 154L65 155L67 153H65V151H64V153H65L64 154L63 150H61L63 148H60V154L63 153L67 157V158L66 157L64 158L60 154L56 153L57 151H59L58 150V148H59L58 146H57L58 147L57 149H55L52 146V148H53L52 149L50 144H47L46 141H48V139L45 140V137H44L45 132H43V131H47L48 130V131L51 132ZM153 129H155V128H153ZM262 129H264V128H260L259 131L262 130ZM160 130H162V129H160ZM192 131H193V129H192ZM194 131L196 133L197 130L195 129ZM52 132H53V130H52ZM235 132L234 133L232 132L233 135H235ZM24 133H22V134H24ZM239 133H238V135H240ZM256 133L258 134V136L256 135L257 136V140H255V142L256 141L259 142L258 145L256 146V148L254 150H252V151H245V153H244V157L246 156L245 158L242 157V156L234 157L233 154L231 153L232 149H234V147H239V148L242 149V147L245 146L247 143H249V141L251 142V139H256V138H253V136L255 137ZM17 134H15V135L18 136V138H19V133H17ZM46 134L49 136L48 132ZM107 134H109V135H107ZM168 134L170 135L171 133H168ZM104 135L105 136H109L110 138L112 137L114 142H115V140H117V142L114 144V146H115L114 147V151L111 152L110 154L106 153L107 154L106 156L108 158L107 161H106V158H105L106 162L105 163L103 162L101 164L99 162L100 160L98 161V158H99L98 156L102 152H104L103 145H102V141H103ZM235 136H236V139H237V133H236ZM179 137H180V135H179ZM229 137L232 138L231 136H229ZM239 137L240 136H238V139H239ZM23 138H26V137H23ZM220 138L222 139V137H220ZM22 139H20V140H22ZM17 140H19V139H16V141ZM24 140H26V139H23V141ZM226 140L229 143L231 142L230 141L231 139L228 140V138H227ZM31 141L33 142V144L29 143ZM55 141H53V142H55ZM185 141L186 142L190 141L193 144L194 148L192 150H189V149L186 150L184 148L185 151L179 152L178 148H183V146H181V144L183 142H185ZM203 141H205L204 142L205 144L202 143ZM28 143L30 144L29 145L30 148L26 147L28 145ZM67 143H66L65 147L67 145L71 144V143H68V144ZM23 144H24V142H23ZM222 144H223V141H222ZM252 144H254V142ZM31 145H33L34 148H32ZM224 145H221V143H220V146H224ZM254 145H256V144H254ZM48 146H50V148L52 150L55 149L56 151L54 150L55 152L52 151V153H47L46 151H47ZM106 146H108V144H106ZM69 148L70 147L67 146L66 150L67 149L69 150ZM72 148H70V151L74 150V148L73 149ZM111 148H113V147H111ZM243 148H246V146L243 147ZM68 150L66 152H70ZM112 150H110V151H112ZM153 150H158L161 153L159 155L163 154V156L164 155L167 156V154H172L171 156L174 155V157H175L174 159H176V161H174V162L176 164L174 165V164L168 163L167 161H162V160L160 161L159 160L160 158H159L158 160L155 159L158 162L160 161L159 164L155 165V167L153 169L150 168L151 159H153V156L155 154V153L153 154ZM213 150H215V149H213ZM216 150H218V149H216ZM49 151H51V150H49ZM106 151H108V149H106ZM234 151H235V149H234ZM30 152L32 153V157L36 156V155L39 156L38 159L35 158V157L31 158L30 157L31 155H30L28 157L31 158V159H34V160L31 161L29 159V161H28L27 160V158H28L27 155L31 154ZM105 152H104V154H105ZM34 153H37V154L35 155ZM90 153L93 154L94 156L90 157L89 156ZM39 154H42V156H41L42 160L39 161V162H36L35 159H37V160L40 159V155ZM241 154H243V153H241ZM163 156H161V158H163ZM213 156H214V154H213ZM216 156H217V154H216ZM247 157L249 158V161L247 159L248 163L246 164L245 167L242 168L240 173H238V171H239L238 168L241 165V162H242L243 158L246 159ZM118 159L120 161V162L117 163L118 168L117 169H113V164L115 162H117L116 160H118ZM220 160H221V158H220ZM85 164H87L86 165V169H84L85 171L83 170V172H80L79 171L80 167L82 166V168H84L83 165H85ZM220 164H221V162H220ZM119 170H121V173H122V175H124V178L126 176V179H124V180H127L126 181V183H128L127 185H129L130 183L132 184V182H129V180L127 179V176H129L131 178H134V180L137 181V184L139 185V186L136 185V188L138 186L137 190L134 188V191H132L133 189H130V188L128 189L126 185L124 186L125 181H123L121 183L120 179L117 178V173H116ZM192 170H196L195 173L200 170L201 174H203L202 175L203 178H205V179H202V178L201 179H197V177L200 178L199 175H197L196 177L191 175ZM196 174H198V173H196ZM191 176H193V177H191ZM16 178H18V180H16ZM119 178H122V177L119 176ZM163 179H165V180L167 179L166 182L171 180V182H170L171 185H174V187L173 186H171V187H173V188L177 187L176 191L178 190V193L176 195H177L178 205L175 206V207L169 205L166 208H164V206H163V209L161 207L162 210L160 209L161 211L159 212L158 215L156 214V212L153 211L156 214V216H153V215L149 216L150 213L152 214L151 211L156 209V208L152 209V203H153V200L156 199L157 197L155 198L153 196L154 197V199H153L152 198V194L148 193L149 183L150 182L148 183L147 181L148 180H152V187L154 188V190L163 191L167 187V186L165 187V185L162 184L161 180H163ZM57 181L61 182L63 184L62 188H59V187L57 188V186H56L58 184ZM130 181H132V180H130ZM6 183H8V182H6ZM6 183H4V184L6 185ZM61 183H59V184L61 185ZM85 184H94L98 188L97 190L99 191V193L98 194H91V193H83L82 192V194H81L80 190L81 189L85 190L81 186L82 185L85 186ZM1 186L2 185H0V190H1ZM129 187H130V185H129ZM173 188L170 189L171 192L174 190ZM7 189H9V188H7ZM151 191H152V189H151ZM95 192H97V191H95ZM133 192H135V193H133ZM173 192H175V191H173ZM0 193L2 194L3 192H0ZM70 193L71 194L73 193L74 195H71ZM262 193H263V190L261 191V193L259 195V198L262 196ZM139 194H140V198H141L140 201H139V199H137L139 197L138 196ZM163 194H165V193L163 192ZM16 195H17V197H16ZM68 195H69V197H68ZM104 195H106L105 196L106 197L105 201H103L105 199ZM3 196H4V193H3ZM19 197H22V198L19 199ZM24 198L27 199L28 202H30L29 205L27 204L28 206L22 204V200ZM67 198H70L69 201H68ZM101 199H103L102 202H101ZM168 199H169V197H168ZM158 201H157V203H158ZM170 201H172V200H170ZM159 202H163V201L160 200ZM23 203H26V202H23ZM259 204H260V202H259ZM153 205H155V204L153 203ZM157 205H156V207H157V211H158L159 207ZM159 205H161V204L159 203ZM163 205H164V203H163ZM31 208H33V210L35 211V213L34 212L33 213L35 215H37V218H38L37 222L34 220L36 222V228L32 229V230H30L31 228L28 227V225L26 226L24 223L21 224V222H19V220H21L22 218L19 219V217H18L20 214H25V213L31 212L30 211ZM126 208L129 209L130 212L132 211V209H133V211H135L134 209H136V213L138 211L137 209H140V210H142L145 213V215L148 214L146 216L151 217V219H148L149 217L147 219H145L146 217L145 218L142 217L140 220L139 219L138 220L131 219L133 216L130 217L131 215H130L129 210H128V212L127 211L126 212L129 213L128 215H130V216H127V217H130L131 220L129 218H127L125 221H123L121 216H123V215L125 216V214H126L125 210H127ZM123 209H125L124 210L125 214H123L120 217H118L119 216V212H121V211L123 212ZM217 211H218V213H217ZM253 211H254V209H253ZM138 213H139V211H138ZM29 214H31V213H29ZM25 215H23V216H25ZM27 215L25 216L26 218H27ZM35 215L34 216H29L28 215V217H30L32 219V217H35ZM113 215H117L116 217H118V219L117 218L114 219ZM133 215H134V212H133ZM20 216H22V215H20ZM134 216H137V215H134ZM139 216H137V218ZM17 217H18V219H17ZM124 218H126V217H123V219ZM143 218L145 220H149V221H142ZM31 219H30V222H31ZM247 219H249V218H247ZM140 221H142V222H140ZM25 222H28V221L25 220ZM246 222H247V220H246ZM248 223H249V221H248ZM26 224H28V223H26ZM243 224H245V221H244ZM33 225H31V226H33ZM242 226H243L242 229H241L242 231H240L239 234H237V235L235 234L237 239L239 238V235L244 236L245 232L247 231V227L244 226V225H242ZM67 229H70V230L72 229L74 234L73 233L70 234V233L66 232ZM262 230H263V228H262ZM25 232H27V234H25ZM188 238H193V242H192L193 245L191 244V242L186 241ZM234 238H235V236H234ZM236 242H234V244H236L234 249H236V246H238V244H237L238 242L237 243ZM14 247L19 250L18 254H13L14 252H12L13 251L12 249ZM204 255H206V254H204ZM227 255H228V253H227ZM64 258H66V259H64ZM259 258H260V256H259ZM201 259H204V258H201ZM224 260L228 262V258H225ZM225 261H224V264H225ZM240 261H241V259H240ZM258 261H260V260H258ZM239 264H249L247 256H246V258H243V260Z\"/></svg>",
  "mask_w": 264,
  "mask_h": 264
},
{
  "label": "rangeland",
  "instance_id": "374dc122",
  "mask_svg": "<svg viewBox=\"0 0 264 264\" xmlns=\"http://www.w3.org/2000/svg\"><path fill=\"white\" fill-rule=\"evenodd\" d=\"M68 1L70 2V4H69ZM74 1H75V2H74ZM74 1L71 2L70 0H67V1H66V2H68V3H66V6H67V7L65 6V4H64V6L62 7V8L64 9L65 13L67 14V15L65 14L63 18H64L65 20H68V21L70 20L69 22H70V24H71V27H60V28H58V29H54V32H55V33H57V32L59 33V34L57 33L58 35H60V31H61V30H63V29H64L63 31L66 30L64 33L61 31L62 33H61V35H60V38H61V39L63 38L62 41H61V39H60L59 37H57V36H58L57 34H54V33H53V29L50 30V28H52V27H51L50 25H46L45 22H44V20H45L44 17H45V16H46V18H50V17H53V14H51V13L48 14V13L45 12V11H43V12H42V11H38V10H36V11H32V15H33V12H35V14H34V16H33L34 19H37L38 21L41 19L40 21H43V22H41L42 25H43L42 28L44 29V26H45L46 29H47V27H48V30H50L49 33H47L48 30H46V29L42 30V29H41V30H42V33L44 32V33H43V36H42V33H39V32H41V31L38 30V31H39V32H38L37 29H36L34 26H32V24H33V23H36L37 20L34 21L33 17H31V15H28V13H29V12H28V11H29L28 9H30L31 6H28V9H27L26 11H25V8H24V7H19L20 10H17L18 8H16V9L13 11V9H12V12H13L12 15H13V14H14V15L16 14L17 17H18V16H19L20 18H21V17H22V18L24 17L23 19L26 18V19L24 20V22L26 23V26H25V23L23 22L24 25H23L21 28H23V27H24V28H23V30L20 29L21 32L23 31L22 34H21V32H19V34H16V33H15L16 36H14V37H15L16 40H15L14 37H13L14 40H12V42H11V40H10V41L7 40L6 43H8V44H6V43L3 41L2 46H0V48H1V47H7V46H8V47H7L8 51H7L5 48H3V51L5 50L6 52H9V53H6L5 51H4V53H2V48L0 49V51H1V52H0L1 56L5 54V55H4V58L2 57V59H1V56H0V61L2 62V63L0 62V65L2 64V65L0 66V68H1V71H3L2 68H4V72H3V73H5V75H6V76L8 75V76L6 77L1 71H0V75L3 74V76L6 77V78L3 77V79H5V80L8 79V80H6L8 83H10V84L7 86L8 88L11 86V82H13V81H18V80H22V78H23V76H24V73L21 72V73H22V74H21V73L17 72V71L21 70V68H22V69H25V68H26V69H25L26 72H28V71L31 72V71H32V74H33V75L35 74L36 76H35V75H34V76L37 78V77L39 76V75H37V74L39 73V72H37V71H38L37 69H38L39 67H43V68L45 69L46 66H47V69H48V68H50L51 66H52V67L54 66V69H52V67H51L50 69H48L50 72H49L48 70L45 69V71H47V73H49V74H45L46 78H48V76L50 75V73H52V72H51L52 70L56 71V70H55V66H56V67H57L56 69H58V70H57L58 73H61V74H62V72H63V74H65V73L67 74V72H69V73H68V74H69V75H68V76H69V79H71V78L74 79L75 77L78 78V79L75 78L74 80H75L76 82H78V80H79L80 86H78L77 88H74V89H73L74 92H75L76 90H79V91H77V92H81V88H82V92H81V93H77L78 95H77L76 92H75V94H76L77 96H74V95L72 96V94H71V93H72L71 89L68 91V97H69V98H68V99L65 98L64 102L62 101V105H63V106H62V110H67L68 108H75V109H76V107H77V109H79L80 106L83 105V102H84V104L86 103L87 106H86V105H83V107H84L85 109H84L82 106H81V107H82L83 110H85L86 112H87V108H88V110H89V109H91L92 107H95V105H96L98 102H102L103 104H104V102H105V103L108 104V105H106V104H105V105L109 107V105L111 104V102L106 101V100H108V99H107L108 94H109V95H112L113 97H114V95H115L116 98H117V96H118V98H117L118 101L115 100V103H113L114 105L112 104V106H114V109H116V111L119 112V114H120V116H121L120 119L123 117V115H124V117L130 115V116H128V117H129L128 119H127V117H126V118L123 117V119L120 120L121 122H119V123H122V122L127 121V120L132 121L133 126H135V127H133V129L137 130V129H139V122H140V121H138V120H139L140 118H141V119L143 118L142 120H147L146 118H149V117L147 116V114L150 112V110H148L149 112H147V111L145 110L146 112L144 111V113H140L139 111H140V110H143V109H142V107H141L140 109H139L138 107H140L141 105L137 106L138 103H137V104L135 103L137 107L134 108L135 105H134V103L131 101V99L129 98V97L131 96V93H130V92H126V93H125V91H124V93L122 94V92H123V89H122V88H123L124 85L127 86L128 83L130 82V81H128L127 73H126V70H128V66H129V69H131V68H130V65L132 64L131 62H129L130 65H128V63H127V62H128L127 59L130 58V55H131V53H132V52H130L129 50H131L133 46H131V48H130V45H132V44H134V43L137 44V43H139V41H140V44H139V45L142 44V46H143V43H142V42H143V40H145V39H144L145 36H143L144 38L142 37V38H143V40H142V38H141V36H140L141 34H142V35H144V34L147 35L146 37L149 36L148 39H150V37L152 38V40L157 39V40L159 41V44L161 43V40H162L163 42L161 43V45H163V44L166 45V44H167L166 47H165V45H164L163 47H164L165 49H166V48H169V49H166L167 52H169V53L171 52V53H172L173 50H174V53H172L173 55L171 54V56H172V57L176 56V59H175V57H174L175 60H173V58H170L169 55H168L169 57L166 56V57H167L166 59H168V58H169V59H172L171 61L168 59V61L170 62V64L168 63L167 60H161V61H163V62H161L160 60H158L159 62H157V60H155L153 56H155V54H156L157 52H160V51L163 50V47H162L161 45L158 44V45H159V50H160V51H159L158 49H155L156 51H155L154 49H152L150 52L147 50V51H148V53H147V51H146L145 48H142V49H141V51L143 50V52L145 51L146 53H145V52L143 53V52L140 51V52L143 53V54L140 53V56H139V57H140V58H143V56H144V54H145L146 58L140 59V60L142 61V62H141V61H140V62L143 63L144 65H147V64H148L149 68H150V69L152 68L153 70H152V69H151V70H152L155 74H156V72H157V75H158L159 73L161 74L162 70H167V71L169 70V73L171 72V74H169V73H167V74H163V77H162V76L155 77V78H156V82H157V79H158L159 82H160V80H161V82H160V84H159V82H158V84H159V85H158L159 89H156V91L158 90L157 92L155 91V88H151V89L153 90V92H152V91H149L150 94H151L153 97H158V96L166 97V96L168 95L169 97L171 96L173 100H175V101H179V98H178V96L175 94V92H174V90H173L172 87H174L175 85H180L182 82L184 83V82L186 81V82H185L186 84H184V85L182 84V88H183L184 92L187 91L186 93H189L190 91H192V89H194V88L197 86V85H196V84H197V83H196V79H193V78H195L194 76H197L196 78L198 79V77L201 76L200 74H202V73L204 72V71H203L204 69H203V67H202V64L206 65V64H208L209 62H211L213 65H215V66L217 67V72H218V73L216 72L217 74H219V73H220V74L225 73L224 71H226L227 68H228V70L230 69L229 66L227 65V62L224 63V64L222 63V62H224V61H223V58H224L223 55H222V56L219 55V56H220V59H219V56L215 57V58H214V59H216L215 62L210 60V58L213 56V51L216 50V49H217V50H220V49H221V50H223V49L225 50V47L223 48L224 44H222V43H224V40H225V39H231V38H229V36H227L228 33L225 32L226 30H224V29L226 28V27H224V26L226 25L225 23H227V22H229V23L231 22L229 25H228V24H227V25L230 26L231 29H233L231 25H232L233 22L235 23V21H236L235 19L237 18V16H236L235 14L232 15V13H231V10L233 9L232 6H231V5L228 6V2L230 3V0H223V1H222V0H219L220 2L217 1V0H215L217 3H216L215 1H213V0H206V1H205V0H195V1H194V0L192 1V0H191L192 2H194V3H193L194 6H193V7H189V8H191V10L193 9L192 11L188 8V6H184L183 4H181V5H180V4H177L176 7L180 6V7H178V8H176L175 6L172 7L173 4L176 5L175 2H169L168 0H163L164 2L161 1V0H159V1H158V0H157V1L155 0V1H154V0H153L154 2H156V3H154V4H153V2H152V3L150 2L151 0H147V3H146L145 0H144V1L142 0L143 2H142L141 0H140V1H139V0H138V1H137V0H129V2H128V0H119L118 2H117V0H112V1H115L116 3H114V2L112 3L111 0H110V1L108 0L107 2H106V1L104 2V0H97V1H95V0H92V1H91V0H90L91 2H90L89 0H86V1L78 0L77 3H76V0H74ZM88 1H89V2H88ZM93 1H94V4H92L93 6H91V3H93ZM122 1L125 2V3L127 2V3L125 4V3H123ZM135 1H136V2H135ZM148 1H149L150 3H149ZM166 1H167V2H166ZM201 1H203V2H201ZM208 1H209V2H208ZM211 1H212V2H211ZM225 1H226V2H225ZM263 1H264V0H259V3H260V2H261V3L258 4V2H257V4H258L257 6H259L260 8H262L261 10H262V12L264 13V10H263V8H264V5H263L264 2H263ZM80 2H81V3H80ZM85 2H86V3H85ZM87 2H88V3H87ZM95 2H96V3H95ZM100 2H102V3L104 2L106 5H105L104 3L102 4V3H100ZM120 2H121V3H120ZM132 2H133L134 4L136 3L135 6H133L134 4H133ZM159 2H160V4H159ZM161 2H162V3H161ZM168 2H169V3H168ZM205 2H206L207 4L211 2L210 5L208 4V6L210 7V6L212 5V7H210V8H211V9H215V8H216V9H215L214 11H211L210 8L207 6V4H205ZM213 2H214L215 4H214ZM218 2H219V4H218ZM223 2H224V3H223ZM107 3H108V4L110 3V4L108 5V6H109V9H108ZM111 3H112V4H111ZM122 3H123V4H122ZM165 3H166V4H165ZM170 3H171V4H170ZM195 3H196V4H195ZM198 3H199V4H198ZM200 3H202V4L206 5V6H204V5L202 6ZM212 3H213V4H212ZM71 4H72V5L74 4L73 7H71V6H72ZM80 4H83V5L85 4V5H84L85 7L82 5V8L84 7V9L80 8V10L82 9L81 12H80L79 9H78V10L75 9V10H76L75 14L78 13V14L76 15V16H78V17L75 18L76 16L73 14L75 10H74L73 8H74V7L76 8L78 5H79V7H81ZM95 4H96V5H95ZM98 4H100V5H98ZM115 4H117L116 7H115ZM120 4H121V5H120ZM124 4H125V5H124ZM137 4H138V5H137ZM147 4H148V5H147ZM157 4H158L159 6H157ZM168 4H169L170 6H169ZM220 4H221V5H220ZM224 4H226L227 6L224 5ZM69 5H70V6H69ZM75 5H76V6H75ZM88 5L91 6V7H89ZM97 5H98V6H97ZM113 5H114V7H113ZM118 5H119V6H118ZM122 5H123V6H122ZM127 5H128V6H127ZM143 5H144V6H143ZM154 5H156V7H155ZM165 5H168V6H169V9H168V10H170V8H172L171 11L173 12V15H172V12H171V14L165 12V9L167 10V8H168V6L166 7ZM182 5H183V6H182ZM195 5L198 6V7H196ZM213 5H214L215 8L213 7ZM215 5H217V7H216ZM219 5L222 6V8L219 7ZM223 5H224V8H223ZM94 6H95L97 9L92 8V7H94ZM103 6H105V8H107V9H105ZM124 6H125V8H126L125 10H124V8L122 9V7H124ZM132 6H133V7H132ZM138 6H139L140 8L143 9V12H142V9H140V8H138V11H137V8H136V7H138ZM146 6H147V7H146ZM163 6H164V7H163ZM201 6H202V7H201ZM261 6H262V7H261ZM68 7H69V8H68ZM70 7H71V9H70ZM79 7H77V8H79ZM86 7H87V8H90V10H91V8H92L91 11H92V12L94 11V13L97 12V11H98L99 13H95V15H94V14H92V12H91L89 9H87ZM99 7H101V9H99ZM112 7H113L114 9H113ZM120 7H121L122 10H121V9H118V8H120ZM143 7H144V8H143ZM145 7H146V8H145ZM149 7H150V8H149ZM161 7H162V8H161ZM165 7H166V8H165ZM181 7H182V9H181ZM186 7H187L188 9H187ZM195 7H196V8H199V9H196ZM203 7H205V9H207L206 7H208L207 10H209V11L205 10ZM218 7H219V9H218ZM225 7H226V9H225ZM230 7H231L232 9H231ZM23 8H24V9H23ZM85 8H86V9H85ZM115 8H116V9H115ZM148 8H149V9H148ZM157 8H159V9H157ZM164 8H165V9H164ZM173 8H174V9H173ZM183 8H184L185 11H183ZM201 8H202V9H201ZM220 8H221V9H220ZM22 9H23V10H22ZM103 9H104V12H105V13L103 12ZM128 9H129V10H128ZM130 9H131V10H130ZM161 9H163V10H161ZM178 9H180V10H178ZM200 9H201V10H200ZM222 9H223V10H222ZM224 9H225V11H224ZM30 10H33V6L31 7ZM72 10H73V11H72ZM83 10H85V11H83ZM88 10L91 12V14H90V12L87 13ZM95 10H97V11H95ZM107 10H108V11H107ZM112 10H115V12L112 11ZM119 10H120V14H119ZM123 10H124V11H123ZM140 10H141V11H140ZM154 10H155L156 15H155V13H153ZM156 10H158L159 12H157ZM189 10L191 11V13H189V12H190ZM194 10H195V11H194ZM198 10L200 11V14H199V11H198ZM202 10H203V13H204V14L207 13V14H205V18H204V15H203V13H202ZM219 10H221V11H219ZM15 11H16V12H15ZM18 11H19V12H18ZM20 11H21L22 13H21ZM69 11H72V13L69 12ZM77 11H78V12H77ZM110 11H111V13H110ZM116 11H118V12H116ZM125 11H126V12H125ZM129 11H130V12H129ZM131 11H133V12H131ZM149 11H150V12H149ZM151 11H152V12H151ZM176 11H177V12L179 11V12H181V13H182V11H183L184 14L182 13V15H180L181 13H179V16H176V15H178V13H177ZM193 11H194V14H195V15L193 14ZM196 11H198V14H199V15H201V13H202V15L199 17L198 14L196 13ZM204 11H207V12H204ZM217 11H218V14H216ZM222 11H223V12H222ZM226 11H227V12H226ZM229 11H230V12H229ZM249 11L251 12V14H250ZM249 11H248V12H249L248 15L250 14V19H251V23H250V24H251V25H252V23H255L256 21L259 22V21H258L259 19H260V21H263L264 18H261V14L263 15V13H262L261 11H258V12H257V10H255V11L249 10ZM14 12H15V13H14ZM27 12H28V13H27ZM38 12H39V13H38ZM44 12L47 13V14H46V15L43 14L44 16L41 15V16H42V17H41L40 14H41V13H44ZM79 12H80V13L83 12L84 14H83V13H82L83 15H82V14H79ZM122 12H124V14H122ZM127 12H128V13H127ZM136 12H137V13H136ZM162 12H163V13H162ZM168 12H169V11H168ZM175 12H176L177 14H176ZM210 12H211V13H210ZM214 12H215V14H214ZM219 12H220L221 14H220ZM224 12L226 13V15H224V14H225ZM254 12H256V14H255L256 16L254 15ZM68 13H70V15H68ZM100 13H101V14H100ZM112 13H114L115 15L112 16ZM129 13H130V14H129ZM139 13H140V14H139ZM157 13L160 14V15H157ZM165 13H167V14H165ZM186 13H188L190 16H192V15H194V16L190 17L191 19H190L189 17L187 18L188 15H187ZM258 13H259V14H258ZM260 13H261V14H260ZM22 14H23V16H22ZM24 14L26 15V17H25ZM72 14H73L74 16H73ZM86 14H87V15H86ZM99 14H100V16L102 15L101 18H100V16H99ZM109 14H110V15H109ZM146 14H147V16L150 15V14H152L153 16L150 15V16L147 17ZM162 14H164V18H165V19L162 18V17H163ZM174 14H175V15H174ZM196 14H197V15H196ZM210 14H211V15H210ZM219 14H220V15H219ZM222 14H223V15H222ZM227 14H228V15H227ZM12 15H10V16L12 17ZM35 15H36V16H35ZM49 15H51V16H49ZM84 15H85V17L83 18L82 16H84ZM91 15H92V16H91ZM105 15H106V16H105ZM117 15H118V16H117ZM119 15H120V16H119ZM122 15H123V16H122ZM132 15L135 17V20H134V17H132ZM138 15H139V16H141V15H145V16H141V17H139ZM154 15H155L156 17H155ZM171 15H172V16H171ZM208 15H210V16H212V17H210V16H208ZM230 15H231V18H232L233 22H232L231 19H229ZM234 15H235V16H234ZM251 15H252V16H251ZM253 15L255 16V19H256V20L254 19V16H253ZM257 15L260 16V17H258ZM39 16H40V19H39ZM47 16H48V17H47ZM65 16H66L67 18H65ZM68 16H70V18H69ZM108 16H109V17H108ZM121 16H122V17H121ZM137 16H138V17H137ZM168 16H169V17H168ZM175 16L177 17V19H176ZM197 16H198V18L201 19V21H200V19H198V18H197V20H196V17H197ZM221 16H223V17H221ZM19 17H18V18H19ZM29 17L32 18V19H30ZM71 17H74L76 20L73 21L74 18H71ZM80 17H81V18H80ZM86 17L89 18V19H87ZM91 17H92V18H91ZM97 17H98V19H99V20H98V24L95 23V22L93 21V20L96 21V20H97ZM103 17H104V19H102ZM106 17H107V18H106ZM112 17H113V18H112ZM115 17H116V18H115ZM118 17H119V18H118ZM120 17H121V18H120ZM125 17L130 18V19H129L130 22H128V18H125ZM143 17H144L145 19H146V17H147V19L149 18L148 20L153 21V22H150V21H148V20L146 19L147 22H146V20H144L145 23H144V25H142L141 23H143L144 21L142 22V20H141V21H139V20H140V19H143ZM154 17H155V18H154ZM159 17H160V19L157 21V19H158ZM173 17H174V18H173ZM178 17H179L180 19H179ZM182 17H183V18H182ZM214 17H216V19H215ZM220 17H221L222 19H221ZM225 17H227L228 19L225 18ZM28 18H29V19H28ZM43 18H44V20H43ZM78 18H79V19H78ZM90 18H91V19H90ZM110 18H112V19H110ZM123 18H124V19H123ZM137 18H138V19H137ZM139 18H140V19H139ZM151 18H152V19H151ZM156 18H157V19H156ZM168 18H169V19H168ZM181 18H182V19H181ZM208 18H210V19H208ZM211 18H212V19H211ZM213 18H214L215 22H214ZM233 18H234V19H233ZM252 18H253V19H252ZM101 19H102V20H105L106 23H104V21L102 22ZM107 19H108V20L110 19V20H109V23L107 22V21H108ZM113 19H114V20H113ZM122 19H123V21H121ZM136 19L138 20V22H137ZM155 19H156V21H155ZM162 19H163L164 21H167V22H164ZM183 19H184V20H183ZM202 19H205V21L202 20ZM207 19H208V20H207ZM217 19H219V20H217ZM27 20H28V21H27ZM77 20H78L79 22H77V24H75V23H76L75 21H77ZM80 20H81V22H80ZM83 20H84L85 22H84ZM87 20H88V21H87ZM115 20L118 21V22H122L121 24L126 23V24H124L125 27H124L123 25L121 26V28H120V27H119V28L112 27V26L110 25V21H115ZM124 20H125V21H124ZM171 20H172V21H171ZM177 20H178V21H177ZM186 20H188V21L190 20V21H193V22H190V21H189V22H190V24H189V22L186 21ZM221 20H222V23H221ZM227 20H228V21H227ZM229 20H230V21H229ZM252 20H253V21H252ZM72 21H73V22H72ZM131 21H132V22H131ZM176 21H177L178 23H180V24L176 23ZM180 21H181V22H180ZM182 21H183V22H182ZM185 21H186V22H185ZM194 21H195V22H194ZM196 21L199 22V23H201L200 25H201V26L203 25V26H202V27H201L200 25L197 26L199 23H196ZM203 21L205 22V24H203ZM207 21H209V22L207 23ZM223 21H224L225 23H223ZM82 22H83V23H82ZM93 22H94V23H93ZM96 22H97V21H96ZM123 22H124V23H123ZM154 22H156V23L158 22V23L156 24V23H154ZM160 22H161V23H160ZM162 22L167 23V25H168V24H169V25L166 26V25H164ZM173 22H174V23H173ZM219 22H220V23H219ZM31 23H32V24H31ZM89 23L91 24L90 27H89ZM92 23H93V25L95 24L96 26H93ZM99 23H100V25H99ZM101 23L103 24V27H102ZM129 23H131V24H129ZM134 23H135L136 25H134ZM138 23L141 24V25H139ZM146 23H147V24H146ZM170 23H173L174 25L172 26ZM175 23H176L177 25H175ZM184 23H185V24H184ZM191 23H192V24L195 23V24H194L195 26L193 25V26L191 27ZM215 23H218V24H217V25H214ZM234 23H233V24H234ZM27 24L29 25V27H28ZM79 24H80V25L82 24V25H81V27L78 28V25H79ZM104 24H105V25H104ZM106 24H107V26H106ZM108 24H109V25H108ZM137 24H138L139 26H137ZM145 24H146V25H145ZM151 24L154 25V26H155V24H156V26H155L156 30H155V28H153L154 26H152ZM159 24H160V25H159ZM181 24H182V27H181ZM183 24H184V26H185L186 24H189V25H186V26L184 27ZM207 24H208V26H209V25H211V26L208 27V26H206ZM220 24H221V25H220ZM250 24H248L249 26L247 25V26L245 27V28L248 27L247 30H246L245 28H239V27H237L236 23L233 25L237 30L239 29V33H240V31L242 32V33H240V35H239V33H238V35H239V36H237V40H238L237 43H238V44L242 45V44L246 43V40H247V42L249 43V41H250L251 39H252V40H251L252 43H259V42H261L262 40L264 41V39H263V38H264V36H263L264 33H263L261 30H256V31H255L254 28H253V25L251 26ZM55 25H56V23L54 24V26H55ZM80 25H79V26H80ZM98 25H99V26H98ZM126 25H127V29L125 30ZM132 25H134V26L132 27ZM157 25H158L159 27H158ZM163 25H164L165 28L163 27ZM170 25H171L172 28H173V29H171L172 31L170 30V28H171ZM40 26H41V25H40ZM46 26H47V27H46ZM82 26H84V28H83ZM104 26H105V27H108V26H109L110 28H104ZM143 26H145L146 28L143 27ZM147 26H149V27L147 28ZM161 26H162V29H163V30L160 29ZM175 26H176V27H175ZM177 26H178V27H177ZM189 26H190V27H189ZM196 26H197V27H200V28L197 29V28H195ZM213 26H214L215 28H214ZM218 26H219V27H218ZM222 26H223V27H222ZM238 26H239V25H238ZM31 27H32V28H31ZM33 27H34L35 29H33ZM49 27H50V28H49ZM85 27H86V28H85ZM87 27H88L89 29H88ZM91 27H93V32H90V31H91L90 29H92ZM94 27H96V29H95ZM134 27H135V29H134ZM139 27H141V28H139ZM142 27H143V29H142ZM150 27H151L152 29H151ZM167 27H168V28H167ZM186 27H187L188 29H187ZM250 27H252L253 30L249 29ZM28 28H30V30H29ZM73 28H75V30H76L77 32H79V30H80V31L82 32V35H83V36L86 34V37L84 36V40H83L82 35L80 34L81 32H80V33L73 32V31H75ZM82 28H83V29H82ZM174 28H175V29H174ZM176 28H177V30H176ZM181 28H182V29H181ZM189 28H190V30L192 31V33H191V31L189 30ZM220 28H222V29H220ZM26 29H28L29 31H31V32L33 33V36H32V34H31V32L29 33V31H26ZM31 29L34 30L35 32L32 31ZM72 29H73V31H72ZM77 29H78V30H77ZM94 29H95V30H94ZM104 29H105V30H104ZM121 29H122V30H121ZM131 29H132V30H131ZM136 29H137V30H136ZM166 29H167V30H166ZM186 29H187L188 31H190V32H187ZM193 29H194V30H193ZM211 29H212V30H211ZM213 29H214V30H213ZM218 29H220V31H219ZM226 29H228V28H226ZM241 29H242V30H241ZM243 29H244V30H243ZM248 29H249V30H248ZM14 30H15V29H13V31H14ZM67 30H68V31H67ZM69 30H70V31H69ZM129 30H130V31H129ZM145 30H148V31L145 32ZM164 30H165V32H167V33H165ZM178 30L181 32V34L178 35L179 37L184 36V35H185V36H188L187 38H188V40H189V44H188V42H187V41H188L187 39H186L187 41H186V40H181V41H183V43H184V44H183V43L181 42V45L183 44V45H182L183 48L185 47V44H187V45H186V49H187V50L184 48V51H183V48H181V47H180V49H176V48H179V46H181L180 44L178 45V41H175V43H174V44H177L175 48L172 47L174 44H171V45H172V46H171L170 44L168 45V43H167V42L171 43L169 40H170V37L173 36V33H174V36H177V34L180 33ZM205 30H206V31H205ZM207 30H208V31H207ZM46 31H47V32H46ZM114 31H115V32L118 31V32H116V33H118V34H119L120 31H122V32H120V33H123V31H124L125 34L128 33V31H129V32H130V36H131L130 38H134L135 33H136L137 31H138V33H136V36H137L138 34H140V35L138 36L139 39H138V37H135V38H136L135 41H133V40H134V39H133V40L131 41V43H130L129 39H128L126 36L124 37V33H123L122 35H121V34H119V35H118V34L113 35V32H114ZM131 31H132V35H131ZM134 31H135V32H134ZM150 31H151V33H150ZM153 31H154V33H153ZM156 31H157V32H156ZM160 31H162V32H161V35H160ZM169 31H170V32H169ZM174 31H177L178 33H177V32H174ZM202 31H203V32H202ZM211 31H212L214 34L211 33V34H212V35H211V34H210ZM214 31L219 32V33L221 34V37H223V38L219 37L218 35H220V34L214 32ZM248 31H249V33H248ZM252 31H253V32H258V33H255V35H254V33H253ZM260 31H261V32H260ZM24 32H26V33H24ZM37 32H38V33H37ZM69 32H70V34H68ZM83 32H84V33H83ZM96 32H97V33H96ZM110 32H111V33H110ZM115 32H114V34H115ZM140 32H141V33H140ZM143 32H145V33H143ZM148 32H149V33H148ZM168 32H169V33H168ZM194 32H195V34H194ZM204 32H205V33H204ZM245 32H246V33H245ZM34 33H35V35H34ZM36 33H37L38 35H37ZM45 33H46V34H45ZM72 33H73V34H72ZM95 33H96V34H95ZM109 33H110L111 35H110ZM133 33H134V34H133ZM152 33L155 34V36H154ZM164 33H165V34H164ZM183 33H184V34H183ZM190 33H191V34H190ZM200 33H202V34H200ZM208 33H209V34H208ZM226 33H227V35H226ZM247 33H248V34H247ZM252 33H253V34H252ZM24 34H25V36H26V38H27V39L25 38L26 40L24 39V36H23ZM28 34H29V35H28ZM30 34H31V35H30ZM39 34H41V35H39ZM53 34H54V35H53ZM63 34H64V37H63ZM98 34H99V35H98ZM106 34H107V35H106ZM148 34H150V35L152 34V35L150 36V35H148ZM156 34H157V36H156ZM162 34H164V35H162ZM169 34H170L171 36H170ZM192 34H193V36L195 37L196 40L194 39V37L192 36ZM197 34H198V35H197ZM199 34H200V35H199ZM203 34H204V35H203ZM206 34H208V35H210V36H208V35L206 36ZM215 34H216V35L218 34V35H217L218 38L215 37V36H216ZM242 34H243V36H242V38H241V35H242ZM251 34H252V35H251ZM256 34H258V35H257L258 38L255 40V38H256V37H255ZM261 34H262V35H261ZM17 35H18L19 37H18ZM44 35H45V39H44ZM46 35H47L48 37H49V35H51V36L49 37L50 40L47 38ZM56 35H57V36H56ZM66 35H67V36H66ZM74 35H78V37H79V35H80L79 38L82 37V39H79L78 37H75ZM112 35H113L115 38H114ZM127 35H128V34H127ZM133 35H134V36H133ZM158 35H159V36H158ZM166 35H167V36H166ZM189 35H190L191 37H190ZM229 35H230V34H229ZM249 35H250V36H249ZM259 35H260V36H259ZM20 36H22V39H21ZM28 36H29V37H28ZM31 36H32V37H31ZM36 36H37V38H35V39H37V41H36L35 39H33V38L36 37ZM40 36H41V37H40ZM55 36L57 37V39H56ZM69 36H70L71 38H70ZM73 36H74V38H73ZM100 36H101V37H100ZM102 36L105 37V38H103ZM109 36H112L113 39L110 38ZM118 36H119V37L122 36V37H121L122 40H121V38H119ZM153 36H154V37H153ZM169 36H170V37H169ZM205 36L208 38V40H207V38H206ZM211 36H212V37H215V39H217L218 41H219V39L221 38L220 40H222V41H219V42H220L222 45L218 44V41H216L214 38L212 39ZM253 36H254L255 38H253ZM17 37H18L19 41H18ZM65 37H66V38H65ZM94 37L98 38L97 40H98L99 43H98L97 45L95 44V43H97V40H96ZM106 37H107V38H106ZM160 37H161V39H159ZM163 37H166V38L168 39V41H167L166 43H165V41H166L167 39H166V38L164 39ZM189 37H190V38H189ZM192 37H193V38H192ZM197 37H198V40H197ZM199 37H201V38H199ZM202 37H204V38H202ZM246 37H247V38H246ZM31 38L33 39V41H32ZM38 38H40L41 40L38 39ZM42 38H43V41H42ZM53 38H55V39H53ZM67 38H68V39H67ZM72 38H73V39H72ZM75 38H78L79 41H78V39H75ZM91 38L94 39V41H93ZM108 38H110L111 41H109L110 39H108ZM116 38H117V39H116ZM125 38H126V40L128 39V42H129L128 44H129V45H128V44H125V43L127 42V41L125 42ZM140 38H141L142 41L140 40ZM162 38H163V39H162ZM224 38H225V39H224ZM239 38H240L244 43H243ZM243 38H244V39H243ZM30 39H31V43H30ZM46 39H47V40H46ZM58 39H59V40H58ZM100 39H101V42H100ZM102 39H103V40H102ZM106 39H108V40H106ZM114 39H115V42H114ZM118 39H119V40H118ZM205 39H206L207 41H206ZM210 39H212L213 41L210 40ZM248 39H249V41H248ZM258 39H259V40H258ZM21 40H23V42H22ZM24 40H25V41H24ZM38 40H39V41H38ZM44 40H45V44L43 45ZM48 40H49V41H48ZM56 40H57V41H56ZM72 40H73V41H76V42H78V43H76V42H72ZM88 40H89V41H88ZM90 40H91V43H92V42H94V43L91 44V43H90ZM112 40H113V43H112ZM120 40H121V41H120ZM136 40H137L138 42H136ZM193 40H194V42H195L196 44H194L195 46H192V47H191V46H189V45H191V43L193 42ZM214 40H215L217 43L214 42ZM239 40H240V42H239ZM244 40H245V41H244ZM15 41H18V42H15ZM35 41H36V42H35ZM40 41H41V42H40ZM47 41L50 42V43H48ZM60 41L62 42V43H61V46H62V44H63V42H64L63 46H64V47L67 46V47H66V48H64L63 46L60 47ZM65 41H66V42H65ZM82 41H84V45H86V46H84L83 43H82V45L84 46V49H85V47H89V45H90L91 48H89V50H88V48H87L86 50H83V49H82L83 47L78 46V44H80ZM85 41H86V42H85ZM87 41H88L89 43H88ZM102 41H103V42H102ZM108 41H109V42H108ZM116 41H117V42H116ZM123 41H124V42H123ZM185 41H186L187 43H186ZM196 41H197V42H196ZM198 41H202V42H201V43H203L202 46H199V45H201V44H200V42L198 43ZM205 41H206V42H205ZM14 42H15V43H14ZM20 42H22V43H21V44H18V43H20ZM26 42H27V45H26V44H23V43H26ZM32 42H34V43H32ZM38 42H39V44H38ZM52 42H53V43L55 42V43L53 44ZM118 42H119V44H118ZM132 42H133V43H132ZM190 42H191V43H190ZM194 42H193V43H194ZM13 43H14V44H13ZM29 43H30V45H29ZM56 43H57V44H56ZM65 43H68V45L65 44ZM73 43L75 44V46H74ZM85 43H88V44H85ZM116 43H117V44H116ZM193 43H192V45H193ZM212 43H214V44L212 45ZM248 43H246V44H248ZM11 44H12V45H11ZM16 44H17V45H16ZM31 44H32V45H31ZM35 44H36V45L38 44V46H36ZM52 44H53V45H52ZM69 44H72V45H69ZM100 44H102V45H100ZM104 44H105V45H104ZM120 44H121V45H120ZM122 44H123V45H128L129 50H128L127 46H124V47H123ZM198 44H199V45H198ZM3 45H5V46H3ZM9 45H10V47L15 45L16 48H14V47L12 48V47H11L12 50H13V52L9 51V50L11 49V48L9 47ZM24 45L30 47V49H29L28 47H27V48H28L29 50H24L23 48H21V49H22V51H21V49H20L19 47H23ZM39 45H40V46H39ZM55 45H56V46L59 45L58 47L61 48V50L58 51V53H56V56H57V57H56V56H55V57H54V56H53V57L51 56V57H49V58H46L47 60H46L45 58H44L45 60H44V59L39 60L40 56H39V57L36 56L37 53H38L37 51L43 50L45 47H50V46H55ZM65 45H66V46H65ZM80 45H81V44H80ZM87 45H88V46H87ZM93 45H94V46H97V47L100 45V46H99L100 48H98L99 50L97 49V47H95L96 49L93 48V47H94ZM196 45H198V46L196 47ZM210 45H211V46H210ZM217 45H218V46H217ZM219 45H220V46H219ZM244 45H245V44H244ZM17 46H18V48H17ZM25 46H24V47H25ZM31 46H32V47H31ZM33 46H34V47H33ZM68 46H70V47H68ZM72 46H74V47H72ZM76 46L80 47L81 50H80L78 47H77L78 49H76ZM92 46H93V47H92ZM119 46H120L122 49L119 48ZM177 46H178V47H177ZM187 46H188L189 48H188ZM213 46H214V47H213ZM37 47H38V48H37ZM71 47L73 48V51H72V48H71ZM101 47H102V48H103V47H105V48L107 47L106 51L104 50L105 53H106L108 50H110V49H112V50H110V51H108V52L106 53V54L108 55V56H107L106 54H103V53H104V52H103V49H105V48H103L102 50H100ZM160 47H162V48H160ZM170 47H172V48H170ZM195 47H196L197 49H196ZM201 47H202V48L204 47V50H205V49H206V50H205V51H202L203 49H201ZM25 48H26V47H25ZM27 48H26V49H27ZM34 48H35V49H34ZM67 48H68V51H67ZM69 48L71 49L72 52L70 51ZM74 48L77 50V52H76L77 55H76V53L74 54ZM156 48H157V47H156ZM17 49H20V51H18ZM62 49H63V50H62ZM117 49H119V50H117ZM165 49L163 50L164 52H166ZM192 49H193V50H192ZM199 49H200L203 53H202L201 51H200V52H201V53H200V52H199ZM15 50H16L17 52L14 54ZM23 50H24V52H23ZM32 50H33V51H32ZM34 50H35V51H34ZM78 50H79V51H78ZM114 50H115V51H114ZM120 50H122V51H120ZM169 50H170V51H169ZM176 50H177V51L179 50L178 52H180V51L182 50L181 52H183V53L185 52V53H186V54H185V53H184V54H183V53H182V54L180 53V57H182V55H184V57L181 58L182 60L180 59L178 52H177V54H175V53H176ZM190 50H192V51L190 52ZM197 50H198V51H197ZM25 51H27V52L25 53ZM61 51H62L63 53L65 52V53H67V54L70 53V54H69V57H71V56L73 57V54H74L75 56H78V57H80V58H82V59H83V57H86V56H87V53H88L89 51L91 52V54H89L90 52L88 53L89 56H93L94 54H96V57H95V55L93 56V57H95V58L92 57L94 60H95V59L97 60V57H98V59H99V58H102V59L97 60L98 62H96V60H95V63H96V64H93L90 68H88V70H89V69H90V70L92 69L91 71H93V72H94L95 67L99 66V64H103V62H105V61L109 58V56H110V57H111V56H113V57H117V56H118V57L116 58V62H117L116 64H119V63L121 64V62L125 59L126 62H125V60L123 61V62H124V65L121 64V65L123 66V69H126L125 71L123 70L125 74L122 75V73H123V72H122V73H121V76H120V78H119V79L121 80L122 77L124 78V76H125V78L123 79V81L121 80V82H122L123 84H122V83H118L120 86H117V81H118V82H120V81L117 80V78L114 79V80H116V81H113V79H112V80H111L112 82L110 81V83H112V84H110V83H109L110 85L108 84V87L111 86V87H110L111 89H109L108 87H106V88H108L107 91H106V90H102V91H100V92L102 93V95H101V94H96V95H98V96L101 97V98L99 97V100H98V99H97L98 96L96 97V96L94 95V92H95V93H98V92H99L98 90H101V88L99 89V87L96 86L94 83H89L90 85L92 84V86H90L89 84H87V86L84 85V84H86V79H87V75H86V73L88 74L90 70H89V71L87 70V71H85V72L83 71L84 74L81 72V74L78 73V74L75 75V73H74V71L72 70V68H71L67 63H65V62H67V61H66L67 58L65 59V58L63 57L64 54L61 53ZM117 51L120 53V55H119V53H118ZM124 51H126V52L124 53ZM128 51L130 52V54H129ZM152 51H153L154 55H151V56H152V57H151L150 54L152 53ZM154 51H155V52H154ZM163 51H162V52H163ZM186 51H189V52H186ZM193 51H194V52H193ZM195 51H196V52H195ZM10 52H11V55L13 54V55H12L13 59H11V57L9 56V55H10ZM31 52H32V54H31ZM33 52H34V53H33ZM59 52H60L62 58H61ZM81 52H83V53L80 54ZM99 52H101V53H99ZM102 52H103V53H102ZM114 52H115V53H114ZM121 52H122V55L126 54L127 56L124 55V58H122L123 56L121 57ZM198 52H199V53H198ZM204 52L206 53V56H207V57L201 55V54H204ZM17 53H18V55H22L21 58H23V59H20V56H19V58H18ZM19 53H20V54H19ZM29 53H30V54H29ZM85 53H86V54H85ZM109 53H110V54H109ZM123 53H124V54H123ZM149 53H150V54H149ZM153 53H152V54H153ZM189 53H195V54H192L193 56L195 55V57L191 56ZM197 53L199 54V56H198ZM26 54H28V56H27ZM57 54L60 56L59 58H58V55H57ZM78 54H79V55H78ZM92 54H93V55H92ZM101 54H102V56H103L104 58H103V57H100ZM111 54H112V55H111ZM115 54H116V55H115ZM174 54H175V55H174ZM187 54H188V56H190L189 58H187V57H188ZM25 55H26V56H25ZM54 55H55V54H54ZM70 55H71V56H70ZM80 55H81V56H80ZM82 55H85V56H82ZM104 55H105V56H104ZM148 55H149V56H148ZM204 55H205V54H204ZM208 55H209V57H208ZM6 56H7V57H6ZM24 56H25V57H24ZM30 56H31V58H30L31 60L29 59ZM33 56H35L36 58H35V57L33 58ZM141 56H142V57H141ZM145 56H144V57H145ZM147 56H148V58H147ZM177 56H178V58H177ZM197 56H198L200 59H199ZM200 56H203V58H205V59L208 58V59H206V60L204 59V60H202V61H204V62H202V61H201V58H202V57H200ZM26 57H27V58H26ZM106 57H107V58H106ZM126 57H128V58H126ZM150 57H151V58H150ZM191 57H192V59H193L195 62L192 61ZM6 58H7L8 60H7ZM25 58H26V61L23 63L22 60L24 61ZM32 58H33V59H32ZM80 58H79V59H80ZM119 58H120V59H119ZM149 58H150V60H149ZM152 58H153L155 61L152 62V60H153ZM183 58H185V59L183 60ZM203 58H202V59H203ZM3 59H4V60H3ZM17 59H18V60H17ZM35 59H37V60H39V61H37V60H35ZM52 59H53V60H52ZM56 59H57V62H56L57 64L55 63ZM59 59H60V60H59ZM64 59H65V60H64ZM104 59H105V60H104ZM121 59H122V60H121ZM178 59H179V63H181V64L178 63ZM188 59H190V60H188ZM211 59H212V58H211ZM214 59H213V60H214ZM217 59L222 60V61L220 62V61L217 60ZM2 60H3V61H2ZM5 60L8 61L9 63H8V62L5 63ZM15 60H16L17 63H18V61H19L18 66H16ZM20 60H21V61H20ZM29 60H30V62H29ZM100 60H101V62H100ZM102 60H103V62H102ZM146 60H147V61H146ZM185 60H187V61H186L185 63H182V62L185 61ZM31 61H32V62H31ZM45 61H46V62H45ZM53 61H54V62H53ZM59 61H60V63L63 65V66L61 65V68L63 67V70L59 67V66H60V63L58 64ZM144 61H146V62H144ZM149 61H150V62H149ZM165 61H166V62H165ZM174 61H175V62H174ZM200 61H201V62H200ZM205 61H206V63H205ZM12 62H13V63H12ZM21 62H22V63H21ZM41 62L43 63V64H42L43 66L41 65ZM44 62H45V63H44ZM62 62H63L64 64H63ZM151 62H152V63H151ZM189 62H190V63H189ZM191 62H192V64H191ZM219 62H220V63H219ZM20 63H21V64H20ZM28 63H29L31 66H29ZM51 63H52V64H51ZM141 63H140V64H141ZM149 63H150V64H149ZM174 63H175V64H174ZM176 63H177V64H176ZM221 63H222V64H221ZM6 64H7L8 66H10L9 69H8L7 67H5ZM9 64H11V65H9ZM14 64H15V65H14ZM45 64H46V65H45ZM48 64L51 65V66L48 67V66H49ZM54 64H56V65H54ZM216 64H217V65H216ZM218 64H219L220 67L218 66ZM225 64H226V65H225ZM13 65H14V66H13ZM27 65H28V67H27ZM35 65H36V66H35ZM37 65H38V66H37ZM57 65H59V66H57ZM65 65H67L71 70H69V69L67 68V66H65ZM96 65H97V66H96ZM127 65H128V66H127ZM138 65H139V64H138ZM152 65H154V66H152ZM183 65H184V66H183ZM186 65H189L190 68H189V67H186ZM192 65H194V66H192ZM223 65H224V66H223ZM244 65L246 66V69L249 68V67H248L249 64H248L247 62H246V64L244 63ZM2 66H4V67H2ZM12 66H13L14 68H15V67H17V68L19 67V68H18L19 70H16L17 68H15V70H14V68H13ZM25 66H26V67H25ZM151 66H152V67H151ZM221 66H222L223 70H220ZM11 67H12V68H11ZM37 67H38V68H37ZM65 67H66V68H65ZM124 67H125V68H124ZM141 67H142V66H140V65H139V67L137 66V68H141ZM154 67H156L155 69H157V71L154 69ZM197 67H198V68H197ZM218 67H219V68H218ZM224 67H225L226 69H225ZM5 68H7V70H6ZM27 68H29V69L27 70ZM59 68H60L61 71L59 70ZM188 68H189V70H188ZM199 68H200V69H203V70L200 72V69H199ZM222 68H221V69H222ZM33 69H35V70H33ZM65 69H66L67 71H66ZM112 69H115V68H112ZM159 69H160V70L162 69V70L160 71ZM193 69H194L195 71H194ZM196 69H197V71H196ZM5 70H6V71H5ZM13 70L16 71V72L14 73ZM64 70H65L66 72H65ZM174 70H175V72H176L175 75H173V74H174ZM190 70H191V71H190ZM192 70H193L194 72H193ZM218 70H219L220 72H219ZM248 70H249V69H248ZM7 71H8V72H7ZM35 71H36V73H35ZM104 71L106 72V70H104ZM155 71H156V72H155ZM198 71H199V72H198ZM229 71H230V70H229ZM57 72H56V73H57ZM64 72H65V73H64ZM183 72H184V73H183ZM192 72H193V73H192ZM260 72H261V71H259V74H256V72H254V73L257 75V78H256V75H255L253 72H252V74H251V72H250V74L245 73L244 75H241V76H240V75H235L236 78H234L235 76L232 77L234 83H233V84H227V85H225V86H228L227 88H232V87H233V89L235 88V90H236L237 88H239V89L236 90V92H238V93H236V94H238V97H239V98H240V96L242 95V96H241V97H242L241 100H242V99H245V98H246V99H248V98L250 99V98H251V97H250V93H251L252 91H251L250 93H248V91L245 89V88H246L245 85H247L246 82L249 83V82H250V79H249V78L255 77V78H252L251 81L255 82V83H256V86H257V84H258V87H260V88L256 87V89H257V88H258L259 90L264 89V79H263V77H264V75H263V73H264V69H263V71L261 72V74H260ZM1 73H2V74H1ZM16 73H17V74H16ZM101 73H103V71H102ZM101 73H100V74H101ZM195 73H196V74H195ZM197 73H198V74H197ZM9 74H10V75H9ZM73 74H74V75H73ZM82 74H83L84 76H83ZM160 74H159V75H160ZM168 74H169V75H168ZM177 74H178V75H177ZM179 74H180L181 76H179ZM246 74H247V76H246ZM19 75H20V76H19ZM47 75H48V76H47ZM70 75H72V76H70ZM157 75H156V76H157ZM166 75H168L169 78L175 76V78L173 77V79H176V81L173 82V84H172L171 82H165V83H167V84H163L164 81L167 80ZM172 75H173V76H172ZM176 75L179 76V77H181L180 80H179V77H178V79L176 78ZM192 75H193V76H192ZM198 75H199V76H198ZM250 75H251V76H250ZM9 76H10V77H9ZM45 76H44V77H45ZM82 76H83V78L81 79L80 77H82ZM184 76H185V77H184ZM248 76H249V78H248V80H247L245 77H248ZM258 76H259V78H258ZM260 76H261V77H260ZM1 77H2V76H1ZM8 77H9V78H8ZM187 77H189L188 79H189L190 81H188ZM241 77H243V79H242ZM20 78H21V79H20ZM159 78H160V80H159ZM185 78H186V79H185ZM83 79H84V80H83ZM125 79H127V80H125ZM162 79H164V81H163ZM181 79H182V80H181ZM191 79H193V80L191 81ZM234 79H235V81H234ZM240 79H241V80H240ZM244 79H246V80H244ZM257 79H258V80H257ZM261 79H263V82H262V83H260V82L262 81ZM10 80H11V81H10ZM62 80H63V79H62ZM62 80H61V81H62ZM82 80H83V81H82ZM124 80H125V81H124ZM184 80H185V81H184ZM260 80H261V81H260ZM63 81H64V82H63ZM63 81L61 82L62 84L65 83V80H63ZM84 81H85V82H84ZM178 81H179V82H178ZM181 81H182V82H181ZM194 81H195V82H194ZM241 81H242V83H241ZM245 81H246V82H245ZM258 81H259V83H258ZM162 82H163V83H162ZM176 82H177V84H176ZM180 82H181V83H180ZM190 82H191L192 84H191ZM238 82H239V83H238ZM244 82H245V83H244ZM59 83H60V81H59ZM61 83H60V84H61ZM82 83H83V84H82ZM87 83H88V81H87ZM114 83H115V84H114ZM124 83H126V84H124ZM170 83H171V84H170ZM179 83H180V84H179ZM188 83L191 84V85L188 86ZM193 83H194V84H193ZM243 83H244V85H243ZM113 84L116 85V86H114ZM130 84H131V82H130ZM156 84H157V83H156ZM168 84H169V86H170V85L172 86V87L170 86L171 89H168V88H169V86L167 87ZM241 84H242V86H241ZM261 84H263V86H262ZM93 85H94V87H93ZM122 85H123V86H122ZM162 85H163V86H162ZM165 85H166V86H165ZM193 85H194L195 87H194ZM236 85H237V86H236ZM238 85H239V86H238ZM259 85H261V86H259ZM81 86H82V87H81ZM85 86H86V87H85ZM112 86H113V88H112ZM128 86H129V85H128ZM192 86H193L194 88H192ZM225 86H224L223 88L221 87L222 89H219L220 91H221V90L223 91V89H224V91H223V92L221 91L220 93H218V95L220 96L221 93H222V96H221V97H223V99L225 100V101H224V102H225V105L232 107V106H234V103H235V102H234V100H232V99H229V100L227 99V98H228V97H227V93L225 94V92H227V88H226ZM229 86H230V87H229ZM21 87H24V88L20 89V90H23V89H25L26 86L24 85V86H21ZM21 87H20V88H21ZM80 87H81V88H80ZM87 87H89V89H88ZM90 87H91V88H90ZM95 87H98V89L95 88ZM115 87H116V90H115V91H116L117 94H119L120 96L117 95L116 92H114ZM118 87H120V88L122 89V90H121V93H120V88H118ZM158 87H156V88H158ZM160 87H161V88H160ZM163 87H164V88L166 87V88H165L166 90L168 89V91H167L168 93L166 92L165 89H163ZM83 88H84V90H86V95L89 94V91H91V92H90V95H87V96H86V95H85V92H84V90H83ZM117 88H118V89H117ZM187 88H188V89H187ZM190 88H191V89H190ZM225 88H226V89H225ZM90 89H91V90H90ZM94 89L97 90V91H94ZM112 89H113V90H112ZM149 89H150V88H149ZM151 89H150V90H151ZM118 90H119V92H118ZM163 90H165V92H164ZM235 90H234V92H235ZM244 90H245L246 92H244ZM108 91H110V92L108 93ZM111 91H113V92H111ZM159 91H160V92H159ZM161 91H163V92L161 93ZM254 91H255V90H254ZM74 92H73V94H74ZM87 92H88V93H87ZM92 92H93V93H92ZM100 92H99V93H100ZM103 92H107V93H103ZM218 92H219V91H218ZM239 92H240L241 95L239 94ZM69 93H70V94H69ZM82 93H83V94H82ZM110 93H111V94H110ZM114 93H115V94H114ZM165 93H166V94H165ZM173 93H174L176 96L173 95ZM261 93H264V90H261ZM53 94H54V93H52V94L50 95L51 98H50L49 94H48V96H47V95H42L43 97L39 96L38 99L41 98V99H40V102H41L42 99H43V101H45L44 103H43V101H42L43 104H42V103L40 104L38 99L35 100V101L32 100V99H34V97H33L32 99L30 98L32 102H30V101H29V102H26L27 104H26V106H25V105H24V106L27 107L28 103H34V104H37V101H38V103H39V107H42V108L45 106L46 102H47V103H50L51 101L54 100V101L52 102V104H55L56 101H57L58 99L56 98V95H55V94L53 95ZM103 94H105V95H104V98H105L106 100L102 97ZM106 94H107V97H106ZM121 94H122V95H121ZM125 94H127V95L129 94L130 96H129V95L126 96ZM169 94H170V95H169ZM248 94H249V95H248ZM80 95H81V99H79V98H80ZM91 95H92V96H91ZM124 95L126 96L127 99L124 98V97H125ZM239 95H240V96H239ZM5 96H7V94L4 95V98L6 99V100H4V101L9 100V98H10L9 96H10V95L8 94V96H7L8 99H7ZM46 96H47L48 98H47ZM54 96H55V97H54ZM70 96H72L73 98H76L77 101H76V99H75V101H74V99L71 101L72 98H70ZM84 96H85V97H84ZM88 96H89V97H88ZM93 96H94L95 98H93ZM168 96H167V97H168ZM174 96H175V97H174ZM224 96H225V97H224ZM0 97H1V96H0ZM52 97H53V98H52ZM78 97H79V98H78ZM82 97H83V98H82ZM120 97H121V99H120ZM122 97H123V99H122ZM173 97H174V98H173ZM226 97H227V98H226ZM2 98H3V96L0 98V99H1V100H0V103L3 102V99H2ZM86 98H88V99H89V98H90V99L93 98L92 100H89V101L91 102V104H90L89 102L87 103V101H86L87 99H86ZM128 98H129V99H128ZM51 99H52V100H51ZM56 99H57V100H56ZM66 99H67V100H66ZM78 99H79V101L82 100L83 102L81 101V102L79 103V102H78ZM96 99H97V100H96ZM100 99H101V100L104 99L105 101H103V100L101 101ZM125 99H126V100H125ZM28 100H29V99H28ZM50 100H51V101H50ZM69 100L72 102V104H71V102H70ZM94 100H95V101H94ZM123 100H124V103H123V104H125V105L121 104L122 102H121V103H118L119 101H123ZM226 100H228V101H226ZM1 101H2V102H1ZM65 101H66V102H65ZM85 101H86V102H85ZM128 101H129V102H128ZM54 102H55V103H54ZM125 102H126V103H125ZM131 102H132V104H131ZM186 102H188V101H186ZM186 102L183 104L185 108H184L183 105H182V111H184V109H185V111H184L185 113H187V112L190 113V112L192 111V112L190 113L191 116H189V117H190V118L192 117L193 124H192V122L189 123V121H190L191 119L188 118L189 121H185L186 123H185L184 121H180V122H178V123L175 122V123L178 125L177 127H176L175 123H173V124H174L173 127H172L173 124L170 125V126L167 125L168 128H169V127L172 128V130L169 129V131H168V129H165V128H164L165 126H164V127H163V126H158L159 123H160V125H162L161 122H156V121H155V122L158 124V125H155V124L153 123V122H154V121H153V122H150V123L147 125V128L149 127V130L147 129L148 132L151 131L150 133H151V134H154V131L156 130V132H155L156 134H158L160 137H161V136H162V137H165V136H166L165 138L167 139V138L171 137V135H172L174 132H176L175 129L177 128V131H179V132H178V133L176 132V133H175V134H176L175 136H178V138L185 139V137H188L187 135H189L188 138H191V136H192V137H195L196 134H197V132H198V127H199V125L202 123V121H206V120L208 121V120H209V118L207 119L206 117H208V115L210 114V112H208V113H209V114H208L207 111H210V110H211V107L208 105V102L205 101V100H204V102H203V100H202V101L200 100V102L198 101L199 104H198L197 101H189V102H191V105H190V104L188 105ZM189 102H188V103H189ZM201 102H203V103H201ZM205 102H206V103H205ZM226 102H228V103H226ZM15 103H16V101L14 100V102H13L12 104H15ZM64 103H65L66 106L64 105ZM67 103L69 104L70 107L67 106V105H68ZM73 103H74L75 106L73 105ZM94 103H96V104H94ZM116 103H117V104H116ZM127 103H128L129 105H126ZM196 103H197V105H196ZM200 103H201L202 105H201ZM204 103H205V104H204ZM70 104H71V105H70ZM78 104H79V105L81 104V105L78 107ZM92 104H93L94 106H91ZM130 104H131V105H130ZM185 104H187L188 106H185ZM203 104H204V106H203ZM231 104H232V105H231ZM46 105H47V104H46ZM55 105H57V104H55ZM72 105H73V107H72ZM89 105H90L91 108L88 107ZM116 105H118L119 109H118V107H115ZM195 105H196V106H198V105L201 106V109H202V108H206V112H205V109H202L201 115H200V116L198 115L199 117L197 116V118H196V117L194 116V114H193V111H194L193 108H194V109L196 108ZM205 105H206V106H205ZM106 106H104V108H102L103 110H101V108H99L98 110H97L96 108H92V111L89 110V112H94V113H95V111L97 110L96 113H95L96 115H94V113H90V115H89V113L87 112V113H88V119H89V120H90V119H92V120L96 119V120H95V123H97V124L95 125L96 127H98V126L101 127V125H102V124L104 123V121H106V120H112V119H114L115 122H118V121H119V117H118L119 114H118L117 112L114 113V114H116L117 116L114 115V114H111L112 112H111V111L108 112V109H107L108 107H106ZM121 106H122V107H121ZM126 106H127V108H128V107H130V108L127 109ZM162 106H163V105H162ZM189 106H191V107L194 106V107L191 109V107H189ZM208 106H209L210 108H209ZM37 107H38V104H37ZM39 107H38V109H40ZM66 107H68V108L66 109ZM105 107H106V108H105ZM120 107H121V108H120ZM123 107H124V110H123ZM158 107L160 108V105H159ZM42 108H41V109H42ZM82 108H80V109H82ZM161 108H162V107H161ZM183 108H184V109H183ZM188 108H190V109H188ZM208 108H209V109H208ZM20 109H22V110L20 111ZM20 109H19V107H18V110H17V108H16V110L18 111V113H17L16 110H15L16 112H14V110H13V112H8V110H5V109L3 108V106L0 105V112H1V111H2V112L4 111L3 113H6V114L4 115L5 117L10 118V117L13 116L12 118H15V119H16V117H17L16 120H20V118L23 116L22 113L24 112V110H23L22 107H20ZM95 109H96V110H95ZM120 109H121L122 111H124V113H123V112L121 113V111H119ZM137 109H139V111H138ZM207 109H208V110H207ZM93 110H95V111H93ZM104 110H105V111H104ZM106 110H107V111H106ZM126 110H127V112H126ZM132 110H133V111H132ZM135 110H136V111H135ZM203 110H204V111H203ZM22 111H23V112H22ZM128 111H129L130 113H129ZM131 111H132V112H131ZM2 112H1L0 114H2ZM99 112H100V114H103V113L105 112L106 115H107V117H106L105 113H104L102 116H100V115H99ZM125 112H126L128 115H127ZM19 113L21 114V116H20ZM97 113H98V114H97ZM108 113H109V114H108ZM133 113H134V114L137 113V114H136L137 116L135 115V116H136V117H135ZM206 113H207V115H206ZM255 113H257V114H255ZM255 113H254L255 116H256L257 118H260V119H261L260 128H264V124L262 123V122H264L263 113H261L260 111H256ZM8 114H12V116H11V115H8ZM131 114H132V115H131ZM138 114H139L140 117H138ZM144 114H145V116H144ZM230 114H231V115H230ZM230 114H228V115L226 116V118H225L226 120L224 119V117H222V118L226 121V122H224V123L221 121L222 119H221V120L218 119L217 121H216V120L214 121V122L217 123V124H213V121H209L210 123H208L207 125L210 124L211 126H210V125H209V126L206 125V126L208 127L206 132H207V133H209V132L211 133V134H210V137H212V138H211L210 140L213 141V142H215V147H212V153L214 154V156H213V154H212L213 161H216L215 165H216L217 167H219V168L225 166L226 163H227V159H225V158L221 157V155H219L220 152L222 151V149H223L224 147H226L227 143H228V145H230L231 143H233V141H234V143H235V141H236V143L238 144V141H237V140H239V141L242 142V136H241V134H240L239 132L231 131V134H232V135L229 133L230 135L228 134V136H226L227 133L224 134V133H225V130L227 129V126H228L226 123L229 124V123H231V121H232V123H233V122H235V120H236L237 123L242 124V125H244V123H245V122L242 123V121H244V120H242V119L238 116V115H239L238 113L235 112V113H230ZM237 114H238V115H237ZM14 115H15V116L17 115V116L15 117ZM39 115H40V114H38L37 117H39V120H40V121H45V120L48 121V119H49L48 117L54 118V116H49V115L46 116V115H45V116L47 117V119H45L46 117H45L44 115H40V116H39ZM91 115H92V116H91ZM2 116H3V115H2ZM41 116H42V118H44V120L41 118ZM43 116H44V117H43ZM90 116H91V117H90ZM95 116H97V117H95ZM98 116H99V117H98ZM108 116L111 117V118H109ZM113 116H114V117H113ZM115 116H116V118H115ZM131 116H132V117H131ZM231 116H233V118H235V119H233ZM30 117L33 118L32 114L29 116V119H28V118H24L23 120L25 121L26 119H27V120L32 119V118H30ZM130 117H131V118L134 117V118H133L134 120L131 119ZM51 118L49 119V122H50ZM98 118H99V119H100V118H102V119L104 118L105 120H104V119H103L104 121H103L102 119L99 120ZM137 118H138V119H137ZM199 118L201 119V121H199V120H200ZM204 118H205V119H204ZM227 118H229V119H227ZM37 119H38V118H37ZM54 119H56V118H54ZM54 119H53V120H54ZM88 119L82 120L83 123H82V121H81V123L79 122V124L77 125V128H83V127L85 128V127L87 126V122L89 121ZM116 119H118V120H116ZM130 119H131V120H130ZM53 120H51V122H52ZM87 120H88V121H87ZM123 120H124V121H123ZM224 120H223V121H224ZM227 120H228V121H227ZM233 120H234V121H233ZM33 121H34V122H33ZM99 121H100V122H99ZM101 121H102V122H101ZM135 121H136V122H135ZM137 121H138V122H137ZM198 121H199V122H198ZM207 121H206V122H207ZM220 121L223 123V124L220 123V124L222 125V127H221V125L219 124ZM32 122H33L34 124H36L37 121L35 122V118H33L32 121H31V123H32ZM51 122H50V123H51ZM56 122H57V120H55V123H56ZM59 122H60V121L57 122L58 124L56 123L57 126L60 125V127H58L59 129H61V127L63 128V127L66 126V124H65L64 122H63L64 125L62 124V122H61V124H60ZM98 122H99V123H98ZM182 122H184V123H182ZM200 122H201V123H200ZM33 123H32V124H33ZM101 123H102V124H101ZM181 123H182V125H184V126H186L187 123H188L189 125H191L192 128H191L189 125H188L186 128H184V126L181 127V126H182ZM52 124L54 125V121H53ZM80 124H81V125H80ZM100 124H101V125H100ZM151 124H152V125H151ZM56 125H55V126H56ZM61 125H62V126H61ZM83 125H84V126H83ZM97 125H98V126H97ZM150 125H151V126H150ZM153 125H154V126H157V128H158L159 130L162 129V130H160V131H161V132L163 131V132L161 133L156 127H153ZM212 125H213L214 127H212ZM215 125H216V126H215ZM57 126H56V127H57ZM82 126H83V127H82ZM223 126H224V127H223ZM262 126H263V127H262ZM56 127H54V128H55V132H57L56 129H58V128H56ZM150 127H152V128H150ZM161 127H162V128H161ZM209 127L211 128V131H212V128H213V130H214V129L220 127L219 129H222V128H223V129H224V132L222 133V136H221L220 133H219L220 135L217 133V136H214V135L212 136V133H213V132L210 131ZM215 127H216V128H215ZM153 128H155V129H153ZM163 128H164V129H163ZM166 128H167V127H166ZM178 128H179L182 132H181ZM260 128H258V130H257V133L259 132V133H258L259 136H258V134L256 133V134H255V137L253 136V138H256V139H251V142L249 141L250 144L247 143V144L245 145L246 148H243V147H245V146H243L242 149L239 148V147H234L235 151H234V149H232L231 153L233 154L234 157H236V156H242V157H244V153H245V151H252V150H254V149L256 148V146H257L258 143H259V142H257V141L255 142V140H257V136L260 137V138H258L259 141H260V140H261V136L264 135V131H263L264 129H262V130L259 131ZM188 129H189V130H188ZM192 129H193V131H192ZM195 129L197 130L196 133H195V131H194ZM50 130H51V129H50ZM52 130H53V132H52ZM52 130H51V132L48 131V130H47V131H43V132H45V134H44L45 140L48 139V141H46L47 144H50L51 148H52V146H53L55 149H57V148L59 147V148H58L59 151L56 152V153H58V154H60V148H63V149H61V150H63V153H64V151H65V153H67V154L64 153L65 155L71 154L70 156H67V157H68L67 160H69V158L72 156V153L75 152V153H73V158H72V157L70 158V161H74V160H75V161L77 162V163H76V162L74 161L75 164H77V165L80 164V165H81L80 162H82V159H81V160H80V159L78 160L77 158H81V157H78V156H79V155L81 156L82 153H87V152H89V151L84 150V148H82V147H80V146H76L72 141H65V144H63L64 141L62 142V144H60V143H61L60 141H55V140H53V141H55V142H53L52 139H49V138H51L50 136H51L52 134L55 133V132H54V129H52ZM153 130H154V131H153ZM164 130H165V131H164ZM173 130H174V131H173ZM190 130H191V131H190ZM3 131H4V130H3ZM6 131H7V129L4 131V133H7L6 135H8V136L10 135L9 137L12 136L10 140L13 139V140H12L13 142H17V143H18V144H17V143H16V144H15V143L11 144V145H12L11 147L14 148V151H13V152H16V153H17V152H18V153L20 152V151L17 150V148L20 149V150H21V148L23 149V147H24V145H25V142H26V141H29L30 137L32 138V135H31L30 133H24V132H22V131H21V132H20V131H19V132H18V131L11 132L10 129H8L7 132H6ZM152 131H153V132H152ZM171 131H172L173 133H172ZM184 131H185V132H184ZM9 132H10V133H9ZM47 132H48L49 136L46 134ZM157 132H158V133H157ZM164 132H165V133H164ZM187 132H188V133H187ZM190 132H191V133H190ZM232 132H233V133L235 132V135H236V133H237V139H236V136L233 135ZM262 132H263V133H262ZM11 133H12V134H11ZM14 133H15V134L19 133V138H18V136H16ZM22 133H24V134H22ZM168 133H171V134L169 135ZM183 133H184L185 135H184ZM192 133H193V134H192ZM194 133H195V134H194ZM238 133H239L240 135H238ZM21 134H22V135H21ZM25 134H26V135H25ZM166 134H167V135H166ZM182 134H183V135H182ZM213 134H214V133H213ZM14 135H15V136H14ZM17 135H18V134H17ZM20 135H21V136H20ZM28 135H29V139H28V137H27ZM107 135H109V134H107ZM164 135H165V136H164ZM168 135H169V136H168ZM179 135H180V137H179ZM256 135H257V136H256ZM22 136H23V137H26V138H23ZM181 136H182V137H181ZM183 136H184V137H183ZM229 136H231L232 138H230ZM233 136H234V138H235L236 140L233 138ZM238 136H240L239 139H238ZM104 137H105V138H104ZM104 137H103V141H102L103 149H104V152L106 151V149H108V151H106L105 154H104V152H102V153L98 156V157H99V158H98V161L100 160L99 162H100L101 164H102L103 162L105 163V162L107 161L108 158H107L106 155H107V154H110L111 152L114 151V147H115L114 144L117 142V140H115V142H114V140L112 139V137L110 138L109 136H105V135H104ZM108 137H109V138H108ZM220 137H222L223 140H222ZM22 138H23V139H26V140L23 141ZM107 138H108V139H107ZM227 138H228V140L231 139V140H230V141H231L230 143L226 140ZM16 139H19V140L16 141ZM20 139H22V140H20ZM27 139H28V140H27ZM105 139H106V140H105ZM220 139H221V140H220ZM233 139H234V140H233ZM14 140H15V141H14ZM214 140H215V141H214ZM232 140H233V141H232ZM19 141H22V143L19 142ZM222 141H223V144H222ZM252 141H253L254 144H256V145L252 144V143H253ZM23 142H24V144H23ZM67 142H68V143H71V144L67 145L68 147L72 148V147L74 146V147H73L74 150H72L73 148L71 149L72 151H70V148H69V150L67 149V150L70 151L71 153H70V152H66V151H67V150H66L67 146L65 147V145H66ZM204 142H205V141H203L202 143H204ZM224 142H225V143H224ZM226 142H227V143H226ZM241 142H240V143H241ZM20 143H21L22 145H21ZM29 143L33 144L32 141L29 142ZM29 143H28V145L26 146L27 148H30V146H29L30 144H29ZM68 143H67V144H68ZM220 143H221V145H224V144H225V145H224V146H220ZM52 144H53V145H52ZM106 144H108V146H106ZM204 144H205V143H204ZM16 145H17V146H18V145H21V146H23V147H21V146H20V147H19V146L17 147ZM54 145H55L56 147H55ZM249 145H250L251 147H250ZM13 146H14V147H13ZM31 146H32V148H34L33 145H31ZM50 146H48L49 149L47 148V151H46V152H47V153H52V151L55 152L56 150H55V149H54L55 151L52 150L53 148L51 149ZM57 146H58V147H57ZM63 146H64L65 148H64ZM110 146L113 147V148H111ZM181 146H183V148H178V151H179V152H183V151H185L184 148H185L186 150H187V149L192 150V149L194 148V147H193V144H192L190 141H189V142H188V141H187V142H186V141L183 142V143L181 144ZM15 147H17V148H15ZM104 147H105V148H104ZM75 148H76V149H75ZM238 148H239V149H238ZM112 149H113V150H112ZM213 149H215V150H213ZM216 149H218V150H216ZM15 150H16V151H15ZM49 150H51V151H49ZM77 150H78V151H77ZM110 150H112V151H110ZM236 150H237V151H236ZM239 150H240V151H239ZM215 151H216V152H215ZM219 151H220V152H219ZM32 152H33V151H32ZM61 152H62V151H61ZM76 152H80L79 155H77L78 153L76 154ZM158 152H159L158 150H153V154H154V153H155V154H154V156H153V159H151L150 168L153 169V168L155 167V165H158L159 162H160L161 160H162V161H167L168 163H171V164H174V165L176 164V163L174 162V161H176V159H174V158H175L174 155L171 156L172 154H167V156H166V155L163 156V154H162V155H159V154H161V153H160V152L158 153ZM30 153H31V152H30ZM63 153H61L60 155L63 156V157L65 158L66 156H65ZM106 153H107V154H106ZM157 153H158V154H157ZM241 153H243V154H241ZM34 154L36 155L37 153H34ZM216 154H217V156H216ZM237 154H238V155H237ZM30 155H31V156H30ZM39 155H40V159H39V160H37L39 156L36 155L37 157H36V156H33V157H32V153L29 154V155H27V157H28V156H30L31 158H34V157H35V158H37V159H35V161H36V162H39V161L42 160V159H41L42 154H39ZM75 155L77 156V158H76ZM156 155H157V156H156ZM89 156H90V157H93L94 155L90 153ZM102 156H103V157H102ZM105 156H106V157H105ZM161 156H163V158H161ZM218 156H219V157H218ZM67 157H66V158H67ZM101 157H102V158H101ZM157 157H158V158H157ZM165 157H166V158H165ZM167 157H168L169 159H168ZM214 157H215V158H214ZM217 157H218V158H217ZM245 157H246V156H245ZM245 157H244V158H245ZM31 158L28 157L27 160L29 161V159H30L31 161H33L34 159H31ZM75 158H76L77 160H76ZM105 158H106V161H105ZM159 158H160V159H159ZM164 158H165V159H164ZM170 158H171V159H170ZM220 158H221V160H220ZM244 158H243V160H242L243 163L241 162V165H240L239 168H238V170H239L238 173H240V171L242 170V168L245 167L246 164H247L248 161H249V158H248V157H247L246 159H244ZM72 159H74V160H72ZM155 159H157V160L159 159L160 161L158 162V161L155 160ZM167 159H168V160H167ZM247 159H248V161H247ZM154 160H155V161H154ZM70 161H69V162H70ZM78 161H80V162H78ZM116 161H117V162H115V163L113 164V169H117V168H118L117 163L120 162V161H119V159L116 160ZM223 161H224V162H223ZM244 161H245L246 163H245ZM121 162H122V161H121ZM220 162H221V164H220ZM86 165H87V164L83 165L84 168H82V166H81L80 169H79V171H80V172H83V170L86 169ZM220 166H221V167H220ZM240 168H241V169H240ZM84 171H85V170H84ZM195 171H196V170H192V172L190 171V172H191V175H193V176H195V177H196L197 175H199L200 178L197 177V179H201V178H202V179H205V178H203V176H202L203 174H201V171H200V170L196 172V173H198V174H196ZM118 172H119V173H118ZM116 173H117V178L120 179L121 183H122L123 181H125V183H126L127 180H124V179H126V176H125V178H124V175H122L121 170L117 171ZM119 176L122 177V178H119ZM193 176H191V177H193ZM201 176H202V177H201ZM260 176H261V177H260ZM195 177H194V178H195ZM256 178H257V181L255 182V191H252V192L250 193V196H249V198L247 199V202H246V204H245V208H244V209L230 208L228 211H226V214H225V215L223 216V218L221 219V221L224 220V222H223L222 224H220V227H218V228H216V229H211V230L209 231L210 234H211V239L209 238L210 242L208 243V245H205V244L202 245V243H200L201 245L199 244V245L196 246V248H195V249H196V259H195L191 264H202V263H203V264H224V261H225L224 259H225V258H228V262L225 261V264H239V263L243 260V258H246V256H247V259H248L249 264H261V263L264 264V252H263V251H264V231H263V230H264V208H263V207H264V195H263V194H264V172H262L261 174H259V176L256 177ZM127 179L129 180V182H132L133 185L130 183V184H129L130 187H129V185H127L128 183H126V184L124 183V186L126 185L128 189H129V188H130V189H133L132 191H134V188L137 190V189H138V186H139V185L137 184V181L134 180V178H131V177H129V176H127ZM16 180H18V178H16ZM130 180H132V181H130ZM168 180H169V179H168ZM4 181H5V182H4ZM133 181H134V182H133ZM146 181H147V180H146ZM164 181H165V182H164ZM166 181H167V179H166V180H165V179L161 180L162 184L165 185V187H166V186L168 187V188L166 187L163 191H156V190H154V188L152 187V180H148V181H147L148 183L150 182V183H149L148 193H149V194H152V198H153V199H154V197H155V198L157 197L156 199L153 200V203H154L155 205H153V203H152V209H155V208H156V209H155V210H152V211H151L152 214L150 213L149 216H152V215H153V216H156V214L158 215L159 212L163 209V206H164V208H166V207H168L169 205H171V206H173V207H175V206L178 205L177 195H176V194L178 193V190L176 191L177 187L173 188L174 185H171V183H170L171 180L168 181V182H166ZM6 182H8V183H6ZM4 183H6V185H5ZM9 183H13V182L10 181V180L7 181V180H5V178H4L3 176H0V185H2V186H1V190H2V191L0 190V192H3V193H4V196H3V193H2V194L0 193V197H1V198H2V197H5L6 195H7L6 197H10L9 194L11 193V191H10V186H8V185H11V184H9ZM57 183H58V184L56 185L57 188H58V187H59V188H62V187H63V184H62L61 182H58V181H57ZM59 183H61L62 186H61ZM134 183H135V184H134ZM168 183H169L170 185H169ZM7 184H8V185H7ZM167 184H168L169 186H168ZM134 185H135V186H134ZM136 185H138L137 188H136ZM258 185H259V186H258ZM5 186H6V187H5ZM131 186H132V187H131ZM171 186H173V187H171ZM3 187H4V188H3ZM81 187L85 189V190H82V189H81L82 191L80 190V193H81V194H82V192H83V193H91V194H98V193H99V191L97 190L98 188H97L94 184H85V186L82 185ZM93 187H94V188H93ZM95 187H96V188H95ZM170 187L173 188L174 190H173V189H172V190L175 191V192H173V191L171 192V191H170V189H171ZM260 187H261V188H260ZM5 188H6V190H7L9 193L5 190ZM7 188H9V189H7ZM95 189H96V190H95ZM151 189H152L153 192L151 191ZM259 189H260V190H259ZM262 190H263L262 196L259 198V195H260V193H261ZM5 191H6V195H5ZM89 191H90V192H89ZM95 191H97V192H95ZM169 191H170V192H169ZM163 192H164L165 194H163ZM7 193H8V194H7ZM133 193H135V192H133ZM172 193H173V194H172ZM179 193H180V192H179ZM70 194H71V193H70ZM154 194H155L156 196H155ZM166 194H167V195H166ZM71 195H74V194L72 193ZM12 196L15 197V195L11 194V197H10V198H12ZM105 196H106V195H104V197H105ZM138 196H139V197H138L137 199H139V201H140V200H141V198H140V194H139ZM153 196H154V197H153ZM164 196H165L166 198H165ZM167 196L169 197V199H168ZM254 196H255V197H254ZM16 197H17V195H16ZM68 197H69V195H68ZM101 197H102V196H101ZM20 198H22V197H19V199H20ZM102 198H103V197H102ZM12 199H13V198H12ZM67 199H68V201H69L70 198H67ZM67 199H66V200H67ZM103 199H104V198H103ZM103 199H101V202H102ZM159 199H160L161 201H163V202H159V201H160ZM26 200H27V199L24 198V199L22 200V204L28 206V205L30 204V202H28V200H27V201H26ZM105 200H106V197H105V199H104L103 201H105ZM155 200H156V201H155ZM158 200H159V201H158ZM170 200H172V201H170ZM252 200H253V201H252ZM260 200H261L262 202H261ZM157 201H158V203H157ZM258 201L260 202L261 205L259 204ZM23 202H26V203H23ZM159 203H160L161 205H159ZM163 203H164V205H163ZM173 203H174V204H173ZM27 204H28V205H27ZM157 204H158V205H157ZM165 204H166V205H165ZM156 205L159 207V210H158V211H157V207H156ZM257 205H258V206H257ZM154 206H155V207H154ZM161 207H162V209H161ZM219 208H220V207H219ZM126 209H127V208H126ZM160 209H161V210H160ZM253 209H254V211H253ZM256 209H257V210H256ZM124 210H125V209H123V212H122V211L119 212V216H118V217H120L121 215H123V214L126 213L125 216H124V215L121 216V218H122L123 221H125L127 218L130 219V217H132V216H133V217H132L131 219H134V220H138V219L140 220L142 217H144V218L146 217L145 219H147V218L149 217V216H146V215H148V214L145 215V213H144L142 210H140V209H137V210L139 211V213H138V211H137V213H136V209H134L135 211H133V209H132L131 212H130L129 209H127V210H125V213H124ZM128 210H129V213H130L131 216L128 215V214H129V213H127ZM255 210H256L257 212H256ZM30 211H31V212H28V213H25V214H26V215L28 214L29 216H34V215H35V214H34L35 211L33 210V208H31ZM126 211H127V212H126ZM153 211L156 212V214H155ZM33 212H34V213H33ZM133 212H134V215H137V216L140 215L141 217L139 216V217L137 218V216H134V215H133ZM29 213H31V214H29ZM131 213H132V214H131ZM143 213H144V214H143ZM217 213H218V211H217ZM25 214H20V215L23 216V215H25ZM33 214H34V215H33ZM142 214H143V215H142ZM20 215H19L18 217H19V219L22 218L21 220H19V222H21V224L24 223L26 226L28 225V227L31 228V229L29 228L30 230L36 228V222L38 221L37 215H35V217H32V219L34 218L33 220H32L30 217H28V215H27V218L25 217L26 215L23 216V217L20 216ZM250 215H251V216H250ZM116 216H117V215H113V218H114V219H116V218L118 219V217H116ZM127 216H130V217H127ZM255 216H256V217H255ZM18 217H17V219H18ZM123 217H126V218L123 219ZM144 218L142 219V221H149V220H145ZM247 218H249V219H247ZM30 219H31V222H32V223L30 222ZM131 219H130V220H131ZM148 219H151V217H149ZM254 219H255V220H254ZM25 220H27L28 222H25ZM34 220H35L36 222H35ZM246 220H247V222H246ZM103 221H104V220H103ZM142 221H140V222H142ZM244 221H245V224L247 223L246 225L243 224ZM248 221H249V223H248ZM254 221H255V222H254ZM29 222H30L31 224H30ZM252 222H253V223H252ZM26 223H28V224H26ZM29 224H30V225H29ZM33 224H34V225H33ZM31 225H33V226H31ZM242 225H244V226L247 227V231L245 232V235H244V236L239 235V238L237 239V238H236V235L239 234L240 231H242V230H241L242 227H243ZM34 226H35V227H34ZM249 226H250V227H249ZM238 227H239V228H238ZM240 227H241V228H240ZM262 228H263V230H262ZM253 229H254V230H253ZM261 230H262V231H261ZM27 232H28V231H27ZM27 232H25V234H27ZM66 232H68V233L71 234V233H73V230H72V229H71V230H70V229H67ZM84 232H85V231H84ZM237 232H238V233H237ZM73 234H74V233H73ZM235 234H236V235H235ZM234 236H235V238H234ZM242 237H243V238H242ZM232 240H233L234 242H236V241L238 240V241H237L238 243L236 242V243L238 244V246H236V249H234V247H235L236 244H234V242H233ZM243 240H244V241H243ZM186 241L191 242V244L193 245V243H192V242H193V238H188ZM260 243H261V244H260ZM192 245H191V246H192ZM232 245H233V246H232ZM260 246H261V247H260ZM192 247H193V246H192ZM230 247H231V248H230ZM258 248H259V249H258ZM260 248H261V249H260ZM16 249H17V248H15V247L12 249V250H13L12 252H14L13 254H18V253H19V252H18L19 250H18V249L16 250ZM203 249H204V250H203ZM231 249H232V250H231ZM239 250H240L241 252H240ZM252 250H253V251H252ZM198 253H199V254H198ZM227 253H228V255H227ZM259 253H260V254H259ZM204 254H206V255H204ZM237 254H238V255H237ZM256 254H257V255H256ZM245 255H246V256H245ZM258 255L260 256L261 259L259 258ZM236 256H237V257H236ZM242 257H243V258H242ZM201 258H204V259H201ZM255 258H256L257 260H256ZM64 259H66V258H64ZM234 259H235V260H234ZM240 259H241V261H240ZM253 259H254V260H253ZM199 260H200V261H199ZM212 260H213V261H212ZM258 260H260V261H258ZM261 260H262V261H261ZM258 262H259V263H258Z\"/></svg>",
  "mask_w": 264,
  "mask_h": 264
}]
</instances>
